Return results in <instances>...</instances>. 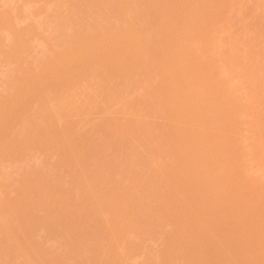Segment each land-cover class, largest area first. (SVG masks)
I'll return each mask as SVG.
<instances>
[{
  "label": "rangeland",
  "instance_id": "374dc122",
  "mask_svg": "<svg viewBox=\"0 0 264 264\" xmlns=\"http://www.w3.org/2000/svg\"><path fill=\"white\" fill-rule=\"evenodd\" d=\"M57 1H59V0H56V1L55 0H5V1L4 0H0V16H2V17L5 16V18H1V17L0 18L2 20L4 19L3 21L6 22L7 21L6 20V17L9 16V19L8 20L9 21L11 20L10 22L12 23L13 27L14 26L17 27V28L14 27L15 30H14V28H12L13 31H12V29H8V31L9 30L10 31L7 32V34L5 33L6 30H7V28H6L5 31L4 30H1V33H2L1 35L2 36H5V37L4 38L3 37H0V40H3L4 41L3 42L4 43V47H5L4 49H6L8 52L6 50H4V52L5 53L7 52V53L4 54V52H3L2 53L3 55H2L1 54L2 51H1V47H0V105H1L0 108L2 106L6 105L9 108H12V110H14V112L12 110H10V111H12V113H15V109L17 110V108H18L19 109V112L18 113H19V116L21 117V115L24 114L23 113L24 112L23 111L24 108L25 109L26 108L29 109L28 107H30L31 108V112H28V110L25 112V115H27V117H28L27 120L29 119V121H30L31 117L29 118V116H31L30 114H32V110H33L32 107H34L32 105H34L33 103H35V100H37V102H38L39 100H42V99H40V97L41 98H45V96L47 97V95H45V94H48V95L51 94L53 96V98L51 96H48V97H51V98H48V97L45 98V100H44L45 101V104H46V99H47V102H48L49 99H53L54 100V97H56V99H55L56 103L55 104L57 105V103H58V106L59 107H61V106L64 107V110H65V111L63 110L64 114L63 115H60L61 118H59V120H55L54 121L55 122V125H56V128L57 127L62 128L60 130L66 129L68 131V133L70 132V135L72 134L71 135L72 136L71 139L73 141L76 140L75 142L76 143H79V139L80 138L83 141H84V138L86 140L85 134L81 133L82 131L80 132V130L83 129V132H85L88 127H89L88 129H90L91 125H93L92 123L94 122L92 119L95 120V118H94L95 116H93V118L91 117L92 118L91 120L93 121L92 122L89 118L85 117V114L84 113H83L84 115L82 113H80L79 110H81L82 106L85 104L84 101H87L88 100L87 103L90 102L89 101L90 97L94 98L95 99L94 102H96V98L93 97L95 95L91 96V94H94L95 91H91V94H88V95H90V97L87 95L86 91L88 90L89 87L92 88L93 90L95 88V87L94 88L91 87L92 86V83H93V86H94V83H96V81H95L96 80L95 79L96 76H92V74H93L92 71H93L94 68L97 69L98 66L97 67L96 66L93 67L91 65L93 67V69H91L92 67H89V69H91L92 71L90 70L91 72L88 71L87 73H89V76H90V73H91V76L94 77V82L92 81V83L91 84L89 83L90 84L89 85L88 82L90 80L87 79L86 75L84 76L85 73H83V72L87 71L88 69L87 70H84L82 73L80 72L82 69H85V68H83L84 65L82 66L83 62H84V64L85 63L86 64L88 63L87 64V67L85 65V67L88 68V66H89V60L87 59L88 56L86 54H84V56L81 55L80 56L81 58H80L79 55H78V57L76 56L75 59L74 58L72 59V58H69V56L66 57L67 56L66 54H68L66 50H67V45L69 46L68 43H70V46L71 47L72 46L77 47V45H79V47H77V49H79V48L81 49L80 45H82V43H77V42H79L80 40H82L80 37H82L84 35L81 34V31H83V30L81 29V31H79L78 29H80V28H83L84 29V27H87L86 26L88 24V19L87 18H89L91 16L90 15L91 14V10L88 8V6H86L88 4L87 2H81V4L83 3V5H85V6L82 5L84 8L87 7L85 9V11L87 9H89L87 11V12L90 13L89 14V17H87V16H86V18H84L85 16L81 17L83 15V13H82L81 16H78V14H77L76 15L77 18L75 17L76 19H78V21L76 20L77 22L74 21L75 18L74 19H71V21L73 20L74 22H76V24H77V25H75L76 27L72 25L73 23H71V25L73 27L72 26H69L70 24L68 23V26L71 27L72 29L69 28V27L68 28L66 27V30L63 29L65 31H62V29H61L62 32H60L58 34V36H59L62 33H64V32L67 31L68 33H65V34H67L68 36H65V35L62 34L63 37L62 36L61 37L59 36L60 37L59 38V37L56 36V34H57L58 31L56 32V30L54 31L53 29H59V31H60V28H65V26L58 27L57 24L58 23H60V25H61V23L63 24V22H62V19L63 18L62 17H64V15L66 16V19H63V21H66L67 20V22H68V19L70 21V17L71 16H68L69 14L67 15V12L66 11L70 10L69 8H71V7L70 6H67V8H66L65 6H66V4H68L67 1L66 2H63V0H62L61 1V2H63L62 5H64V7L66 8V10H64L65 8L63 9L62 5L59 3L60 1L59 2H57ZM135 1H137V0H135ZM135 1L134 0H132V1H130V0H107V2H105L106 3L105 9H103V11H98V13H101L102 12L101 14H98V13H95L94 12L96 14L95 16H97V14H98L99 17H93V16H91L90 20L93 21L96 18V22H98V23L95 26H93L94 23H96V22L95 21H93V22L90 21L92 23V25H91V23H89L90 25L88 24V26H90L92 29L90 31H88L89 30L88 29L89 27L85 28V29H88V30H85L86 32L85 31L82 32L83 34H85L84 37H87V38L88 37H94V39H96L97 37H99L100 38L99 42L101 41L102 42V45L105 46V48H108L110 46V47L113 48V51H116V49H117L118 50V51H116L117 53H120L119 52L120 49H122V51H123L122 53H125L124 51L127 50V49H128L127 51H129L130 48L133 46V44H132L131 47L129 46L130 48L129 47L128 48H124L125 46L122 45V44L125 43V41H123V40H125V38L123 39L122 36H119L117 38L116 37L115 38H111L110 37L111 38L110 39L106 34L110 30L111 31H113V30L114 31H116V30L117 31L118 30L120 31L122 29L123 30L125 29L124 28V25L123 26L120 25L121 27H116L117 29H113V30H112V27L111 26L115 27L114 25H117V24L116 23L113 24V23L115 21H117L118 19H119V24H122L123 21H124L122 19V17H124V16L126 17V16L129 15L126 12L130 8H131L130 9V11H131V14H130L131 17L129 15L128 18H125L126 23H128V20L127 19L131 18L132 21H133L136 18V17L135 18H132V16L133 17H134V15L137 16L136 13H139L138 11H140L141 9L139 10V7H138L139 4H138V2L136 3ZM138 1H140V0H138ZM131 2H135L136 4H138L137 5V7H138L137 12L134 11V9H133V6L134 5H132ZM140 2H142V1H140ZM58 3H59V5L61 7L58 5ZM145 3H146V6H145L144 3H140L141 5L144 4L143 6H140L141 8L144 7V9H143V15L146 16V17L145 16L144 17L146 19L149 18V19H147L148 21H145L146 23H143L142 22L143 20L141 21L143 23V27H144V24H145L144 29L146 28V24H147V28L150 29V27H148V22H150L152 20V23H153L154 20H155V17H157V19L159 17H161V18H159V19H161V21H159V22H160V27L162 28L161 29V31H162L161 32L162 38L159 39V40L157 39V42H156L155 36L153 35V38H154V43L153 44L154 45H152V46H154L153 49H156V47L158 45H160V42H158V41H161L162 40L161 41V45L164 43V45H163V48L164 49L161 50L162 47L160 45L159 48H161V49L158 48L157 51L155 50L156 52H158L157 54H150L151 56L152 55L153 56L157 55V56H155V59L152 56V59L154 61L156 60V62H155L156 64L155 65H157V67H155L156 69L153 70V71L155 72V74L157 72V78H155L156 75L153 73V71L149 70V69H151V68H149L150 66L148 67V65L150 63H148V64L141 63L142 65L139 64V63L138 64L136 63L135 66H138L137 68L132 65L134 62H136L134 60H136L137 57H140L139 56V51L135 47L134 49L132 48L133 50L131 49V51L126 52V53H128V55L130 53L129 56L128 55L126 57L124 56V59H128V60H125V62H126V64H125L126 66L125 67H127V65L129 66V64H130V66L128 68H130L131 66H133V67H131L130 69H126V71H124V69H123L122 71L124 73H121V74H123V76L125 75L124 76L125 79H124V82H123V79L121 78L123 76L121 75L120 78H121L122 81H120V80L119 81L122 84H124L127 81V78L130 77L129 79H132L133 76H134V78L130 81V85H131V82H132V86H134V85L137 84L136 87H135V90H134V87H132V86H128L126 88H127V90H128V88H129V90L132 88L131 90H133V91H130L132 93L133 92H136V93H133L134 95L136 94V97L133 95L135 98L139 97V95L141 96V98L139 97L140 98L139 102L141 100L142 101L145 100V98H142V97H146L145 105L146 106H149V105L150 106H152V105L155 106V107L152 106V108H150V109L148 108L149 111L151 109H152L151 111H153V109H156L153 112L154 114L151 111H150L151 113L149 112L150 114L148 113L150 115L149 118H150L151 121L153 120L152 121L153 123H151V121L148 119V114H146V112H145V111H147V107H146V109H144V107H145L144 103L141 104V105H144V107L142 106L143 108L140 109V107H141L140 103L137 104L138 98L136 99L137 102L135 101L136 104H137V106H135L136 104L133 103L134 102L133 101L134 99H132L133 102H129V100L131 99L130 97H132V95L130 93L128 95L125 94V93H128L129 91L127 92L126 89L124 90V87L126 85H128L127 83L129 82V79H128V82L123 86V88H120V87H122L120 85V87H119L120 89L119 88L118 89L125 91V92H123L124 95L125 96L127 95L130 98V99H127L128 98L127 97L126 98L127 100H125V97H123L124 100H125V102L127 101L129 104H131V109L134 106L136 108L134 107L133 108L134 110L132 109V111L129 110L131 112H128V113L126 112V110L123 111L124 110L123 108H126L127 106H128L127 108H130L129 107L130 105L126 102L125 104H127V106H125L123 99L120 100L121 99L120 96L122 97V95H123V94H121V92L119 93L120 96H119L118 102L120 101V103L123 102V104H124V106L123 107L121 106V107L123 109L122 110L123 111V113H122L123 115L122 116H125V117H127L126 116V113L127 114H130L133 111L135 112V109H136V112L137 113L138 112L141 113L144 110L145 113L143 114V112H142V114H143V116L146 117V120L145 119H143V120H144V122L145 121L148 122V124L150 123L149 124L150 126L153 124L152 125L153 127L151 126L152 127L151 130L152 129L153 130L151 131V133L149 135L147 131H148V128H150V127L146 123V125L144 124V125H142L143 127H140V133H138L139 132L138 125H141L140 124L141 123L140 121H143L141 118H139L138 116H136L138 114L140 115V113H138V114L136 113L135 114L133 112L135 114V116L137 117V119L134 116V114H131V115H129V117L131 118V116H132V118L130 119L128 117L127 119H129V121H127V120H124L125 118L122 117L121 114L117 112V110L119 108H121V107H117V109H114L113 108V110L114 111L116 110V113H118V115L120 114V116L122 117V119L120 121L118 119H120L121 117L119 116L120 118H118V115L117 114H115L117 117L114 118L113 117L114 114L112 115L111 113H109L110 115H112V117H109L110 115L108 114L107 111L108 110H111L112 111V109H109L108 108V110H107V108L104 106L105 104H104V102H103L104 100L102 98H98L99 101L101 99V102H98V103L96 102L98 104L96 106H99V103H101L100 106H104L106 108L107 115H109V116L107 117V115H105L106 113H102L104 117L103 116L101 117V113L99 112L100 113V115H99L100 117L98 116L99 117L98 118L96 116L97 117V121L94 122L95 125H93V127H97L98 124H103V127H105V125H106V127L109 126L110 128H112L114 130L116 129V132L117 133L112 130L114 132V134H113L112 131H110V128L109 127L106 128L107 130L109 129V131L111 132V136H110L109 131H107V130L104 131L105 128L103 129V127L101 126V128L103 129V135H102L101 130H100L101 135L98 133L99 134L98 136L100 138H101V136L103 137L104 134H106V131H107L108 134H109V135L108 134L107 135L110 138L107 137V135H106V136H104V139H101V140H103V142L100 139L99 140L102 143L108 145V143H107L108 142V138L110 139L109 141H114L115 142V139L114 140H111L112 135L113 136L114 135L116 136L117 134L119 135L118 132L120 131L121 127L123 126L122 124L124 123V125H126L128 122L129 123L131 122V124H127L128 126L130 125L131 127H128L127 128L126 127L127 125L124 126L126 129L122 127L123 132H120V135H119V139L122 140V141H119V142L120 143L122 142V143L125 144V145L123 144L125 146V148H123L124 150L120 146V148L123 151H126V150H128V148H131V147L134 148L133 146H135V144L139 146L140 143L141 144H143V143L145 144L148 140H150V142H151V140L154 141L153 139H150V138L153 135L152 132L154 130L158 129V131H159V132L157 131L158 134L154 131L158 136H156V134H155L152 137V138L157 137L158 141L156 140V142H154V143L152 142V145H151L152 148H151V146L149 148H151L152 150L150 149V151H152L154 153L156 152V151H154V149L157 150L158 153L156 152L155 154H157V155L159 154V156L162 155L163 158L159 157L160 158L159 161L157 160L158 158L156 159V161H158L159 163L157 164L156 161H155V163L157 165H159V166H150L152 164L151 163L148 164L150 162L148 160H150L152 157L153 158L154 157L156 158V156L152 155V157H151V154L146 155V153L144 152L145 151L144 149H146L145 146L147 147V145L143 146L144 145L143 144L142 145L143 147L142 146H139V147L137 146L138 148H136V146H135V152H139L140 149L141 150L142 149L144 150V151H142V152H144L142 154H143V156L145 158L147 156L146 159L142 157V154H138L137 153V155H140V157L143 158V160L144 159L147 160V162H148V163H146L148 165L147 168L146 167L144 168V165H143L144 163L141 162L142 159L140 161L139 160L140 157H138L136 155V153H132L134 151V149H133V151H130L131 150L130 149V150H128L127 153L126 152L125 153L128 155L129 154V151H130L131 154H133L134 156L135 155L137 156V159H138V160L136 159L137 161L136 160L128 159V162H127V158H126L125 155H123V156H125V158L124 157H120L119 159H116L120 155V154L119 155L116 154L119 151H120V153L122 152L121 155L124 154V152L121 149L119 151H117L118 148H119V145H121V144H119V142L117 143V140L118 139H116V143L115 144H119V145H115L113 142L112 143L114 145H112L110 143L113 146V148H115V146H116L117 150L116 151H110V149H112V147L109 144V146L111 148H109V150L107 149V151H109L107 153V151L105 149V147L107 145L106 146H102L103 144H100V142L99 143L95 142L96 140L99 141L98 140L99 137L98 138H93L94 135H95L93 133H96V132H94V130H96V129H93L92 130L93 127H91V131H93V133H92L93 135L90 132H88L90 130H87L86 131V132H88L86 135L91 134L92 139H90L88 137L90 140H88V138H87V143L84 142V144H86V145H84V147L87 146V145L90 146V145H92V143H94V144L96 143V145L97 144H100V146L98 147V150L100 149V152L102 151L101 149H104L106 151V152L102 151V155L101 156H102L103 160L105 158V157H103V154H104V156L106 154V157H109L110 154H113V156L116 155L117 157H113L112 156L113 157L112 159L114 160V158H115V161L116 160L118 161V160H120L122 158L125 159L126 162H123V163L124 164L125 163H128L127 165L130 166L129 169H128L127 165H124L127 168L124 167L123 165H120L121 162L118 163L119 161L118 162H115V163H117L116 165H114L115 164L114 162H113V164L111 163V165H114L115 166V169L119 165H120V167L123 166L124 167L123 169L126 168L127 169L126 172H128V173L131 172L130 170L133 167V166H131V163H133V162L136 163L138 161H139V164L136 163V166L134 165L135 166V169L138 168L142 172L147 173V171L149 170V167H151L152 169L155 168V167L158 168V170L161 169L160 174H162V175L164 174V176H166L164 178V181H167L166 179H168V182H169V180H170L169 183H166V184H169L170 185V186L167 185L169 188L166 186V184H162L163 180H161V179H163V178H161V177H160L161 179L158 178L159 181L158 180H155V178H157V176H158L159 173L157 171V176L155 177L154 175L156 173L154 174V172L156 170L153 169V171H152L153 174L151 173V171H148V173H150L152 175V177H150V178L152 179L151 181H153V184H154L155 181H158V182H155V184L157 185V187L154 185L156 188L153 187L151 181H148V183L150 182V184H151V186H149V189H148V185L149 184H147V182H145V184H143L142 182H144V181H141L140 180L141 181L140 182L139 180H137V181L140 182V184H139L140 186L138 185V182H137V186H139L138 187L139 189H140V187H142L141 185H143V188H141V191L139 189L137 190V191H140L139 194L142 192V189H143V192H145V193L144 194L141 193V195H147L149 193V191H150L151 192V195L153 197L154 196H155V198H156V196H159L160 197V201L158 200V202H156L155 199L152 198L155 201V203H154V201H152V199L149 198V197H151L150 194H149L150 195L149 197H148V195L147 196H142L144 198L147 197V198H145L147 200L149 198L151 200V202H153L152 203V206H153V204H156V203L159 204V205L158 204L155 205L156 208L154 206H153L154 208L151 206L152 212H154L153 215L152 214L149 215V212H151V209L149 208L150 205H151L150 201H149V204H150L149 206H147L148 204L147 205L145 204V203H147V200H145V202L142 203V204H145V206L144 205H142V206L140 205L142 208H139L140 206L138 204L141 203V202H139V200H137L135 198V195H136L135 193H137V191L134 193V191H132V189H130L134 193L135 200H137V202H138L135 205H136V207L138 205V208H139V210L141 209V212L142 213L139 210L137 211L139 213L138 214L139 219H137L136 220L137 222H136V221H132V219L134 220V217H135V219L138 218V217L135 216L136 214H133L132 213V215H131L132 218L131 219L129 218L130 216L128 214H131V213H129V212H131L130 209H129L130 210L129 211L128 208L127 209L126 208L123 209L122 207H121L122 209L118 208V209H120V212L121 211L122 212H121V214L119 213L120 215L118 216L119 217V220H117V225L120 224L121 226L119 225L118 228H117V225L115 223L114 224L115 226L113 225L111 227L112 223H114V222L111 221L112 220V217H111L112 214L111 213L109 214V212L114 211L113 208L116 209V207H115L116 205H114L115 203L114 204L113 203L110 204L111 201H109L108 198H107V196H105V198H107V202L109 201L108 202L110 204L109 206H111L112 208L110 209V207L107 205L108 203L106 204L107 206H103V208L104 207L105 208L108 207L110 209V210L108 209L109 211L106 209V211H108V214L110 216L109 215L106 216V214H107L106 211H104V212H106V214L104 212H102L104 210L102 207H101L102 208V211H100L101 208L100 209L96 208V207H99V206H97V205H99V203L100 204L106 203V201H105L106 199L105 200L103 199L105 202L101 199L104 203L99 200L100 198H104V195L105 194L101 195L102 197L101 196H98V198L95 197L96 194H99V193L102 194V191H100L99 193H96V194L94 193L95 195L92 194V196H94V199H95L94 201L95 202L92 201L93 200V198H92L91 201L94 202V203H91V201H90V203H91L90 206L88 205L89 202H87L86 205H85V203L83 204V202H80V203H82L84 205L85 209L82 206V204H80V203L78 204L80 208L79 207H76L77 204L74 205V209L76 208L75 210H77L75 212L77 213L78 216L76 214H74L75 219L73 218V220H71L72 222L70 220H68V218L65 219L64 218L65 215H63V219H64L63 222H65V224H67L68 221H70L69 222L70 223L69 226H71V224L73 223V221L76 222V220H77L76 218L79 217V216L82 217V218L80 217L81 219L78 218L81 221L83 220L82 222L79 220L76 223L72 224V227H68L67 225H65L62 222L63 219L61 220V218H60V220H61L60 222L61 223L59 224L58 223L59 222L58 219H59L60 216H62V215H60V213H63V212H60L59 211V210H61V207L58 204H54V205L52 204L53 207H52V205H50V207L53 208V210H51L50 207L48 209L47 208L44 209L43 207L46 206L44 204L45 201L47 202V200H48V202H50L49 201V198H52L53 197L52 195L54 194V192L55 193L57 192V194H56L57 196L58 195L62 196L60 194L61 193L60 190H62V188H65L68 184H65L64 185L65 187H64V186L60 185V183L62 184L63 183L62 181H64V180H66V182L69 181L68 182L69 184L71 183L70 180H72L71 178H73L72 176H74V175H72L73 172H72V168L71 167H72V164L74 165V163L71 164V163H69V162L66 161V160H68V157L66 155H68V153L71 155L70 149L67 151V153H65V150H67V149H65L66 146H67V144H66V146H65V143L64 144H61L62 142H64L62 133H64V132L66 133L67 131H65V130L63 132L61 131L62 133L60 132V134H59L60 137H62V140H63V141L61 140V142L59 143V146H64L65 147L64 148V151H63L62 147H60L61 149L59 148L60 151H61V153L63 151V155H62V154H59V151L57 149L59 147V146H57L58 145L57 142L60 141V140L59 139L57 140L56 137H55L56 134H54V132L55 133H57V132L59 133V130L58 129H55L56 131H54L51 128H48V127H45V128L42 127L41 128V126H39V125H42V124L45 125L46 120L48 122L49 119H50V118L48 119L47 116L50 117V114L51 115L54 114L53 113L54 110L52 109L53 107L51 108L53 111L51 113L48 112L49 114L47 113V110H46V109H48V111H51V109H49V106L52 105L51 102H53V100L50 102V105H47L46 104L47 106L46 105L43 106L42 104H44V102H42V101L40 102L39 101V103L40 104L42 103V104L40 105L38 103L37 106H43V108L46 106L43 109V110H46V111H43L42 110V113L40 111L37 112V110L40 109V108H42V107H40V108L34 107L36 110L33 111L34 114H32V119H33V116L34 115H35L34 117L37 116L36 118L39 119L40 118L39 117L40 116L39 114L41 113L43 115V113L45 112L47 116L45 117V115H43L41 117H44V118H47V119L44 120V119L40 118V119H42L45 122L42 123V122H40L41 121L40 120V121H38V122H40V124H39V123L35 122L37 119L34 118L35 120H32L31 119L32 122L30 121V123H29L25 119L24 120H20V119H23V117H21L20 119L18 117L17 118L20 121H24V124H25V126L27 128L31 124H32L31 126H33V122H35L34 123L35 126L38 124L37 126H39L40 128H38V127H36V128L41 129L40 131H42V133H44V137L45 136L47 137L48 133L49 132H52L55 135L53 139L57 140V142L55 141L57 144L54 142V140H52L53 142H51V138L52 137L49 138L50 141H48V142L46 140L48 138L45 137L46 138L45 141L48 143V145L51 144L50 146H53V147L55 145L57 148H54V150H53V147H50V146L46 145L43 142L44 140L42 142L45 144V146H48L49 149L52 148L50 150L51 151V154H52L53 151H55V149H56V151H58V153L54 152L57 155L53 154L54 156L52 155V156H48L47 157L46 155H49L50 154L49 153L50 151H49V149H47L44 146V149L45 148L47 149V150H45L46 152H44V149L42 150L43 145H44L43 144V145H41V151L40 150H38V151H40L41 154L42 153L43 154L45 153V155L42 154V156H40V152H38L36 154V156H34L35 153L37 152V150H35V149H38L37 148L38 145L37 144L35 145V143L33 141L31 142V140H33V138L35 137L34 138L35 139L34 141L37 142L38 140L36 139V137H39V135L37 136L38 133L36 135L34 134V136L31 135V134H33V132L35 133V130L37 131V129L34 128L35 126H33V128L35 130L32 129L31 126H30L29 128H31L33 131H31L28 128L30 130V132H27L28 130L26 131V127L23 125V123L22 122L20 123L19 121H16V123L19 122V127L17 126L18 124L15 125V126H17L16 127L17 129L16 130H18V131L20 130V132H21L22 131L21 130L22 128L20 129V126L23 125V131L22 132H25L24 135H27V136L24 137L23 136V133H22L21 137H24L25 138L22 141H25L26 140L28 142L26 144H24V142L23 143H21L20 141H19L20 143L18 142V140H20L21 137H18L19 135H17V134H19L20 132L17 131V133H16V131L14 130V132H15L16 135L15 134L14 135L13 134H10L9 135L8 132L10 133L11 132L10 130H12V128L9 131H8V129H7V131H4V130L2 131V129H1V132H0L1 133L0 134L1 135V137H0V151H1V153L0 154L4 158V159H2V157L0 155V158H1L0 159V192H1V194H3V197H1V198L3 199V201H4V198H6L9 201L12 199L11 200V203H12V201H14L15 198L22 197V196L24 197L26 195V193H28L29 190H31L32 185L35 184V183L32 184V181L35 178H36L35 179V181H36L37 178L39 177V176L38 177H35L34 176L35 175V171H37V170L41 172L40 173L41 175H40L39 172L37 171V173L40 175L39 179L42 178V173H43V175L48 176V180H52V178L53 177L55 178V176L58 175L59 173L61 175L59 174L58 175V178H59V176L62 177L63 175H65L64 173L67 174L68 171L69 172L71 171V175H72L71 178H70V175L68 174L70 179L69 178L68 179L67 178L65 179L64 176H63L64 179L57 181L58 183L55 180V179H57V176H56V178L54 179L55 180V184H57V187L60 185L62 188H60V190H59V187L60 186L58 188H56L60 193L58 191H52L51 192V194L53 193L51 195L52 197L49 194L50 193L49 191H51V186L49 185L51 181H48L47 179L44 180L45 179V176L43 177L44 179L42 178L43 179V182L40 181L42 184L45 183V182H46L45 184H48L49 183L48 184V187L44 184L45 187H46V190H47V188L50 189V190L48 189L49 190L48 191L49 192L48 193L49 195L48 194L47 195H44L46 193L45 190H44L45 193L44 192H41L43 189H45V187H42L44 185H42V184H40L38 182L39 179L36 182V185L37 186H39V184H40V187H39L40 189H38L39 193L40 194L41 193H44L42 195L45 196L44 198H42L43 196L41 197L43 200H41L39 198L38 201H41V202L43 201L44 202L43 204L45 206H43L42 203H41L40 204V207H42V209H41V208H39V206H37V204L39 205L40 202L37 203L35 201L37 203L36 204L34 202L36 205L32 203L33 210L35 209L34 207L36 206V210L33 212V215L34 214H37V215L34 216V219L36 218L35 220L38 221V219H39L38 217H41L42 216V218L39 219V221H42V223H44V222H46V223L42 224L41 222L38 221L39 226H40V223H41L42 224V227L45 226V225L48 227L47 224L51 225V222H52V225L49 226L47 229H46V227H43L44 229H42V227H40L39 228L40 232H39V230H35L34 231L33 230V229H35L34 227L36 225H38V223L36 221H34V223L36 222V224H34V226H32L33 229L31 227V229L34 231L33 233H32V230H30V229L19 230L17 232L23 231V233H24V231H25V233L23 235H25L24 237H26V238H28L29 235H31V233L34 234L35 236L38 234L36 237H38L37 239H39L38 240L39 242L37 241V243L40 244V242H41L40 246H42L43 242H45L44 243V248H46V247L47 248L48 247L50 248L49 245L54 246V244L52 245V243H54V241H56L55 239H59L60 240V239L64 238L65 236H67V235H64L63 234L64 231H66V229H68V228L69 229L70 228H73V226L76 224L74 227L77 228V229L75 230L73 228L74 231H76L75 234H73L74 231L73 232L71 231L73 229H70V230L68 229L69 231L67 230L65 232V233L69 232L68 235H70L72 233L70 235L71 237L68 236V237H70V239L67 238L66 241L69 242L71 240L70 241V244L74 243L75 241L76 242L74 243L75 246L72 245V247H71V245H70V247H68V245H66L68 248L67 247L64 248V246H65V245L63 246L64 241L62 240L63 243H59V241H57L56 243H59L61 245H59V244L56 245L55 244L54 247L56 248V246H60V247L63 246L64 249L62 250V247L61 248L60 247L56 248L57 251H59L61 249V251H60L61 254L56 253L57 251L54 249L55 250L54 251L55 252L54 254H56V256L54 254H53L54 255L53 256L51 252H49V253L46 252L47 254H45V250L46 251L47 250L49 251V250H51L52 247L50 249L49 248L48 249H44V248H41L39 246V244H34L36 242V240H35L36 238L35 239H32L33 237H35L34 235H31L30 237H32V238L31 239L28 238L30 240V241L29 240L28 241L30 242L29 244H31V242L33 240L32 245L34 244L35 246H37V249L38 250L37 249L36 250L34 249L35 251L33 250L35 253L31 249L33 247L36 248L35 246H33V247L31 246L28 249L26 248L27 249L26 251H24L25 248H23V246L21 248V246L19 245V247H20L21 251H23V252H27L28 254L31 253V252L34 253V256L35 257L32 255V257H31L32 259L31 258L30 259L33 260L35 258V261H37V262L39 261V260H36L38 258L37 255H39L38 253H40L41 251H43L42 252L43 253V256H40L39 255L40 258L41 257H44L45 255H49V257L45 256L43 259L45 260V258H50L51 260L54 259V261H58V259L56 260L55 257L58 258V255L59 256L61 255V257L63 255V257H64L65 256L64 254H67L68 255L70 253L69 252L70 249L73 250V251L78 250V248H75V247L79 243H81V245H83L85 243L84 246L89 247L88 249L90 250L91 254L93 252H95V250L97 251L99 249V248L97 249V247H95V250L92 252V250L94 248H92L91 246L101 247L100 250H99L100 253L103 250V248H102V246H103L106 249L104 251H107L108 252L106 246L100 245L102 241L99 242V239H97V237L96 238L94 237V238L100 244L97 242V245L95 243H93L94 245H91V242H93V240L96 242V240L92 236H94V235L97 236L96 234H98V232L101 231V229H100V230H97L98 232H96L95 229L93 230V228H96V226L98 225V223H100L98 225L99 227L96 228V229H99L102 225H104V224H101V223H103V222L106 223L105 220L102 222V220L104 219V217L103 218L101 217L102 215H105V218L106 219H107L108 216L110 218L109 224L107 222V224L103 226V228L105 226H109L111 228V229L108 228V232L109 231L111 232L113 228H115V229L113 230V233L111 232V234H114V231L116 232V230L119 229V228H120L119 230H122V226H123L122 225V222H123V223H125V226L128 225L127 226V229L129 228L128 229L129 230V234L126 236V233H128V231H125V226H123V230L124 231L122 230V231H120L121 233L120 232H117L116 233L117 234L116 236L118 238H116L115 236H114V238H112L113 235L110 236V234L107 233V231L100 232L101 235H100V237L98 236V238H100V240L104 236H106V238L111 237L112 238V241H111V239L108 240V241H111L112 243H115L114 245L117 246V247H115L113 249L114 245L109 242L110 244H112L110 246L112 250L110 252H108V253H110L111 256H112V254L114 255V253H118V255L116 254L115 257L114 256L111 257L108 254L107 261L104 260L102 254H99V256L102 255V257H101L102 261L103 262L105 261V263H103V264H109L108 262H110V264H111V262H112V264H114V260L116 262L115 264H122V263L124 264V262H125V264H162V262H166V261L167 262L164 263V264H168V263L169 264H264V0H161L160 2H157V4H155V5H151L148 2H145ZM81 4L78 5V9L81 8L80 7ZM113 4L114 5L117 4V5H115V10L112 9V7H114ZM163 4H166V5H164L165 8H164V6H162ZM154 6H155V8H154ZM57 8L59 10H60V8H62V10L65 11L66 13L63 12L62 10H60V12L62 11V13H64L63 16H61L62 14H59L60 12L58 13ZM82 8L80 9L81 11L84 10V9L82 10ZM168 8H171V9L173 8L175 10V12H173L174 14L173 13L172 14L171 13L170 14H167V12H169ZM109 9H110L111 12L109 11ZM126 9H127V11H126ZM158 9L161 10V11L162 10H164V11L161 12V11H158ZM112 10H114V11H112ZM124 10L126 11L125 13H124ZM79 11L77 13L81 14V11L80 12ZM85 11H83V12H85ZM95 11H97V10H95ZM122 11L124 13V16H123V13H121ZM154 11H155V13H154ZM141 12H142V10H141ZM141 12L139 14H141ZM158 12H160L161 14L158 13ZM69 13L70 14L72 13V9H71V12L69 11ZM120 13L122 14V17H120V15H121ZM86 15H88V14H86ZM151 15L155 16V17H153L154 19L152 18ZM119 17L121 18V20H123L122 23H121ZM142 17L143 16L140 17V15H139L138 18H142ZM150 18H152V19H150ZM86 19H87V23H86ZM2 20L0 21V28L1 29H3L2 28L3 26L1 25V22H3ZM14 20H15V23H14ZM136 20L137 19H135V22L136 23H138V22L140 23V20L139 21H136ZM49 21L52 22V23H54L55 25L52 24V23L50 24ZM108 21L110 23L109 24L110 26L107 23ZM129 21H131V20L129 19ZM45 23H47V26L45 25ZM48 23L50 24L49 26H48ZM84 23H86V24H84ZM132 23L135 24L134 21ZM64 24H66V26H67V23L66 22H64ZM98 24L101 25V26H103V28L101 26L98 27ZM138 24H137V26H138ZM52 25L57 26V27L56 28H53ZM31 26H32V28H30ZM51 26H52V28H51ZM33 27H34L35 30H33ZM48 27H50L51 30ZM76 28H77V31L78 32L75 33L74 30H76ZM136 28H138V27H136ZM147 28H146V30L149 31ZM140 29L141 28L139 27L138 30H140ZM154 29H155V26L153 25V28L151 29V32L152 33H154ZM16 30L17 31L19 30V31L17 32ZM21 30H23V31H21ZM27 30H29L28 31V34H27ZM30 30L33 31L34 33L33 32L31 33ZM11 31H12V33H16L17 32V34L20 33V31L22 32V34L21 33L19 34L18 40L19 39L20 40L23 39L22 36H23V32H24V36H23L24 39L23 40L25 41L27 39V42L28 43L25 41L26 42L25 43V46H27L26 49L24 48V46L21 47V48H24V49H21V51L22 50H24V51L26 50V52H24L23 55L21 56L23 59L21 57H19V55L23 51L20 52L19 51L20 48L18 49V47L17 48H14L16 46H15V44H13V42L15 40L14 37H16V35L13 34L14 37L11 34L9 35L8 33H11ZM25 31H26V33H25ZM142 31L144 32V30H142ZM54 32H55V34H53ZM138 32H141V31H138ZM143 32H141V33H143ZM25 34H27L28 36L30 35L29 37L26 36L29 39L28 38H25ZM20 35H21V37H20ZM76 36L77 37L79 36L78 39H80V40H78ZM66 37H70L71 39H74V40L76 39L75 41L74 40L73 41L71 40L72 43L73 44L75 43L76 46L73 45V44L71 45V41L69 40V38H66ZM74 37H76V38H74ZM61 38H64V39L61 40ZM65 38L68 39L67 42L68 41H70V42L66 43ZM49 39H50V41H49ZM55 39H57V40L59 39L58 41L61 42V43H59L60 45L58 44L59 46L57 45V43H53L51 45L52 42H55V41L58 42ZM16 41H17V39H16ZM122 41H123V43L121 44ZM152 42H153V39H152ZM0 43H1V46H2L3 43L1 41H0ZM55 44L57 45V47H56ZM135 45H137V44H134V46ZM106 46H108V47H106ZM122 46H124V47H122ZM137 47H138V45H137ZM13 48H14V50L18 49V52H20V53H18L17 56L19 58H21L22 60L18 59V57L14 55L15 53L13 54V52H16L17 51V50L16 51H13L12 50ZM74 49H76V48H74ZM158 50L159 51L161 50V53ZM155 51H154V53H156ZM116 52H114V53H116ZM10 53L12 54L13 59H12V57H10V58L8 57V56L11 55ZM135 53L136 54L138 53L137 54V57L134 56V55H136ZM159 53H160V55H159ZM5 55H7V56H5ZM70 56H72V55H70ZM111 56H112V54H111ZM111 56H109V57H111ZM133 56L136 59H134L133 60L134 62L131 63L132 60H129V58L130 59H133L134 58ZM151 56L148 55V60H146L147 58H145V60H146L145 63L149 61V57H150V60H151ZM72 57H75V56H72ZM162 57H163V59H162ZM14 58L15 59L17 58L16 59L17 62H15V63H14V61H16V60H14ZM43 58L46 61H42ZM81 59H82V61H80ZM84 59H87L88 61L85 60L86 61L85 62ZM73 60H75V61L73 62ZM153 60H151L152 63H153ZM21 61H23V62H21ZM129 61H131V62H129ZM72 62L74 64H71ZM17 63L18 64L20 63L21 65H18ZM30 63L32 64V68H30V65H31ZM75 63H77V66H78V68H76V69L74 68V66L77 67L75 65ZM16 64H17L18 68L20 67L21 70L24 67L25 73L27 72L28 76H30V78H31L30 80H28V82L32 80L31 81V84H30V82L29 83L28 82L25 83L27 81V79H29V78H27L28 76L26 74H24V71L23 70H22L23 76H22V73H19V72H21V70H18L17 67H16V69L18 70V72L16 71V69L14 68L16 66ZM22 64L24 65L23 67H21ZM25 66H26V68H25ZM27 66L30 69H28ZM69 66L70 67L72 66V68H73L72 70L73 71H70L71 69H69ZM81 66H82V69L80 70L79 67L81 68ZM145 66H147L149 68L148 71H147V68H145ZM98 68H99V69H97L98 71H95V72H99L100 69H103V67H101V66L98 67ZM132 68H133L134 72H133V70H131ZM135 68L137 69V74L139 72L138 75L135 72V70H136ZM12 69H13V71H12ZM14 70L16 71L15 72L16 75L14 73ZM75 70H76V74L78 72H79L78 74H80V73L83 74V75L80 74L81 75L80 76L81 78L83 76L86 77V79L82 78V80L84 79L83 82L88 80L87 83H86V85H89V86H87L86 89H85V86L86 85H84V87H83V84L84 83L79 80L80 78H79L78 74L75 75L76 77L74 76ZM106 70L107 69H105V71H104L105 73L104 72L103 73L106 74V76H108L107 73H106ZM145 70H146V75L149 73V71L151 73H153V76H152V77H154L153 78L154 79L153 81H151V78L152 77L151 78L149 77L150 78V80H149L148 77L144 76ZM108 71H110V70L108 69ZM28 72H30V74ZM70 72H73V75L71 73V76H69V73ZM95 72H94L93 75H95ZM126 72H127V74H125ZM66 73H68V74H66ZM131 73H134V74H131ZM12 74L16 78L18 77L17 78V81H15V79H14L15 77H13ZM31 74L33 75V77H31L32 76ZM100 74H102V72ZM104 74H102V75H103V77L106 78V76H104ZM128 74L129 75H133L132 78ZM25 75H26V78L24 79ZM62 75H63V77L65 76V78L64 79L62 78V79H59V80L62 81L60 83H62L63 85L65 84V82L66 83L69 82L68 78H70L71 80H74L73 82H75V83H77L76 81H77V78H78L79 83H83L82 85L77 83L78 85L81 86V96H82V94H85L86 93L82 97L85 98L84 96L87 95L86 97H88L89 99H87V98H86L87 100L86 99L85 100L84 99H82V100L81 99H78L79 97L82 98L80 96V92H79L80 90L78 91L76 89L78 87H75V89L71 88L72 87V85L70 84L71 81L68 83L70 86L68 84H66L64 86L62 85L63 87L58 82L57 83L58 85L55 88L61 89V88H58V87H62L63 90L61 91V93H59L60 90L57 91V89H56V92H54L53 89L55 90L54 86H56V85H54V82L55 81H59L58 79L55 80L56 79L55 77L60 78V77H62ZM150 75H152V74H150ZM135 76L136 77L137 76L141 77V80L143 79V76H144V78H147L149 80V83L148 84H150V85H148L146 83V82H148L146 79H144V81L146 80L145 83L149 87L151 86L153 88V90H155L154 88H156L158 90V91L155 90L157 92V94L155 93V91H152L155 95L152 92H150L151 90L149 91V89H148L149 87L147 88V85L146 84L144 85L142 83L143 80L141 82L139 77H138V79H136V81L139 80L140 83H142V84H139V81H138V83L134 84L136 82V81L134 82V79L136 78ZM11 77L14 79V81H12L13 79ZM92 77H90L91 80H93ZM97 77H99V76L97 75ZM21 78H23L22 81H21ZM108 78H109V76H108ZM108 78H107V80H108ZM66 79L68 81H64ZM98 79L100 80V82H102L101 81L102 78L100 79V77H99ZM10 80L12 82H10ZM24 80H26V81L24 82ZM108 81L110 83V80H108ZM108 81H105L106 82L105 84H108L107 83ZM112 81L113 80L111 79V83H112ZM117 81L118 80H116V84H117ZM17 82H18L19 87L17 85V88H16L15 85H16ZM73 82H71V83H73ZM100 82H98V83H100ZM120 82H118V84H117L118 86H119V84H121ZM14 83H15V85H14ZM111 83H110V86H112ZM162 83H165V84L161 85ZM11 84H12V86L10 87L11 88L10 89L9 88V85H11ZM112 84L115 85V81ZM99 85L102 86V84H99ZM97 86H98V84H97ZM108 86H109V84H108ZM12 87H15L17 90L16 89L13 90ZM73 87H74V84H73ZM82 87L84 88V90H86L83 93H82V91H83L82 90L83 89ZM99 87L98 88L96 87L97 90L96 89L95 90L98 91V89H99V92H101V91H104L105 92V90H106L105 87L106 86H103L104 88L102 87L103 88L102 90ZM90 88H89L88 91L91 90ZM77 91L79 92L78 93V97H76L77 96L76 95L77 94L76 93ZM99 92H97V93H99ZM38 93L40 95H42V96L38 95L39 98L36 96ZM101 93H100V96H102ZM105 94H104V96H105ZM149 94H151V95L153 94L154 97H151V95H149ZM97 95L99 96V94H97ZM129 95H131V96H129ZM146 95H148V97L150 96V98L148 99V97ZM34 98H38V99H35L34 100ZM98 99H97V101H98ZM106 99H105V102L107 104H109L108 106H112L113 107V104L107 102L108 99L107 100ZM78 100H80L81 103L83 102L84 104L82 103L83 105L82 104L80 105L79 104L80 102ZM75 101H77L78 104H79V106L81 107L80 108L78 106L79 109L76 108V112L78 111L77 113H80L82 115V117L80 116V119L81 118H84V121H85L86 118H87V120L88 119L90 120V123L91 124H89V120H88V124H87V126L89 125L88 127L86 126V124L82 125L83 119H82L81 122L80 121L76 122L77 121L76 120L77 117L74 120L73 115H75V114H73V113H75V109H74L73 113H71L72 112L71 109H73V108L71 106V109H70V105L71 104L73 106H74V104L76 105L77 102L75 103ZM91 101H92V99H91ZM146 101L148 103H146ZM94 102H90L88 105L91 104V107H92V105H93ZM116 102H117V99H116ZM87 103L84 105L85 108L90 107V106L87 105ZM102 103L104 105H102ZM147 104H149V105H147ZM86 105H87V107H86ZM120 105L121 104H119L118 106H120ZM138 105H140V106H138ZM100 106L98 107L99 110L100 111L101 110H104ZM4 107H3V112L7 111V110L4 109ZM8 107H5V108L7 109ZM19 107H21L22 109L20 110ZM59 107H57V108H59ZM137 107H138V110L140 109L142 111H138L137 110ZM57 108L55 109V111L58 114V112L60 113L61 109L59 108V111H58ZM111 111H109V112H111ZM122 111L119 110V112H122ZM20 112H22V113L20 114ZM27 112H28L29 116H28ZM35 112H36V114H35ZM81 112H82V110H81ZM103 112H105V110ZM124 112H126V113H124ZM8 113L10 114L9 110L5 114L6 115V118H8L7 117V115H9ZM37 113H38L39 116L37 115ZM56 113H55L54 117L57 115ZM16 114L14 115V117L15 116H18V114L17 115ZM61 114H62V112H61ZM71 114H73V115L71 116ZM80 114H77L76 116H78ZM12 116H13V114L11 115V117H9V119L10 118L11 119L13 118V120L16 119V118H14ZM57 116H59V114ZM70 116L75 121L72 124L73 126L69 125V123H68V122L71 121ZM133 116H134V120L136 119L135 121L136 122L137 121L139 122V124H138V122L137 123L135 122L136 125H134V126H132L133 125V123H132L133 122L132 121ZM143 116H142V118H145ZM51 118H53V117H51ZM78 119H79V117H78ZM13 120H11V121H12V124L14 126L15 121H13ZM53 120H54V118H53ZM53 120L50 119L52 125L54 124L53 123ZM11 121L8 122V120H7V122L10 123L9 124L10 127H12ZM84 121H83V123H86L87 122V121H85V122ZM98 121L101 122V123H99ZM122 121H123V123H122ZM3 122H4V125H5V122L6 121H4V118H3ZM120 122H121V124H119ZM125 122H126V124H125ZM76 123H79L78 124L79 126L82 125L83 128L80 127L81 129L79 130V128H77L79 126ZM104 123H106V124H104ZM46 124H50V123H46ZM75 124H76L77 127L74 126ZM142 124H143V122H142ZM50 125H46V126H50ZM84 126H86L87 128H84ZM145 126H148V127L146 128ZM24 127H25V129H24ZM51 127L54 128L53 126H51ZM133 127H134V129H133ZM43 128L46 131H43ZM97 128L100 129V125ZM142 128H143V130H142L143 133L141 132V129ZM145 128L147 130L146 133H144V131H145L144 129ZM181 128H184V129H181ZM49 129H51V131ZM99 129H97V130L99 131ZM177 129L180 131L179 132L181 134L180 137L183 136L184 138L182 137V138H179V140H178L177 136H179V134H177V131H178ZM187 129H189V130L187 131ZM77 130H78V132H75ZM137 130H138V132H137ZM181 130H182V132H181ZM184 130L186 131V133L184 132ZM162 131L163 132H166V135H168L170 137H173L174 136V138L175 137L177 138V139L175 138L177 140L175 142H178L177 144L175 142H173L174 139H172V140H171V138L169 139V143L171 144V142H173L171 146L172 147L174 146L176 148V150H175V148H172L170 145H168L169 144L168 143V138L166 137L165 133H162ZM5 132H7V133H5ZM183 132L185 133V135L188 133L186 135V137L184 136ZM193 132L194 133L197 132V133L192 135ZM45 133L47 135H45ZM58 133H57V135H58ZM80 133H81V135H80ZM121 133H123V136H121L122 135ZM2 134H6V135H2ZM7 134L9 136H11V135L17 136V138L16 137L15 138H12L13 136H11V139L6 138ZM66 134H64V137L67 138L68 136H70V135H67L66 136ZM73 134H76V136H77L75 139H73ZM82 134H83V137H81ZM146 134L149 137L148 136H145ZM175 134H176V136H175ZM190 134L192 135V137H190ZM49 135L52 136L50 133H49ZM59 135H58V137H59ZM159 135L162 136V137H160ZM194 135L196 136V138H198V136H200V139H202L203 141L206 140V142L208 144V148L210 150H212V148H213V150L211 152H209L206 148L204 149V146L202 144H200V143H199V147L197 145L195 148H193L192 146H195L196 145V144H193L194 141L195 142H199V140H200L198 138L199 140L197 139V141H196L195 140L196 138H194L195 137ZM78 136H80V138H78ZM96 136L97 135H95V137ZM120 137L121 138L124 137L123 138V139H125L124 142H123V139H121ZM142 137H144V139H142ZM145 137L146 138L148 137L149 139L147 138V140L145 141V139H146ZM187 137H189L190 139L187 138ZM115 138H117V136ZM140 138H141V140H140ZM7 139L9 141H7ZM28 139H30L29 141L31 143L28 141ZM71 139L69 137H68V139H65L66 140V143H70V142H67V140L69 141ZM112 139H113V137H112ZM138 139L141 142H139ZM154 139H156V138H154ZM142 140H144V141H142ZM12 141H14L13 144H15V143L16 144L19 143L21 145L23 144V146H21V147H24V145H25L24 148H27V146L29 144H32V145L34 144L36 146V148H34V146H30L32 148L29 149V146H28V149L29 150H32L34 148V150L36 151L35 152L33 150V151H30L29 152V154L33 152L32 154H30V156L32 155V157H31L32 159L29 157V154H27V157H29L28 159L25 158V157L23 158V156L26 155L25 152H27L28 150H26L25 152H23V155L21 157V154H22V151H23L24 148H21L22 151H17L16 152V150L18 149V147L16 148V150H14L13 147H15L16 145L13 146L11 144ZM89 141H90V143H88ZM105 141H106V143H105ZM128 141H129V144H131V145L129 146V144H128L127 146H129V147H126V143H128ZM130 141H133V142L130 143ZM136 141L139 142V144H137ZM5 142H6L7 145H8V143H10V145L5 146V144H4ZM49 142H51V143L49 144ZM132 143L133 144L135 143V144L132 145ZM94 144H93L94 147L92 148V150H91V146L89 147L90 149L89 148L88 149L90 150V152L92 151L91 152L92 155L94 154V156H95L94 151L95 150L98 151V150L95 149L97 147H95L96 145H94ZM147 144H149V143L147 142ZM9 146H11V148H13V151H15L14 154L15 153L19 154L18 152H21L20 153V156L19 155H10L9 153H11V151H10L11 148ZM101 146H102V148H101ZM109 146H107V148ZM180 146H181V148L184 147V149L181 150V152H178V150L180 151V149H181V148H178ZM87 147H85V148H87ZM185 148L187 150L189 148L195 149V150H193L194 152L193 151L191 152V150L189 149V151L191 152V154L194 153L193 155L195 157L191 155L194 158H192V157L190 158V156H189L190 153L187 152V151H184ZM115 149H113V150H115ZM172 149L175 150L176 153L178 152L182 156H184V152H187L188 155L186 153L185 160H187L186 157H189L188 160L189 159L190 160L189 161L188 160L185 161L184 159H182L184 157H182V156L181 157H178V156H180V155H178V153H177L178 156H176V154L172 152ZM203 149H204V151H203ZM167 151H169V152L166 153V154H169L170 153L169 155H171V153H172L171 157L175 155L174 156L175 158H173L172 161H169L172 158H169L170 156L168 155L166 157H168L169 160L167 158L166 159L169 162H165L166 160H165V157L164 156L166 154L163 155V153L164 152H167ZM205 151L206 152L208 151V153H204ZM146 152L149 153V151H147V150H146ZM3 154L5 156L6 155L7 156L9 155L10 160H9V158L7 159ZM38 154H39L40 158H39ZM64 154H65V156H66L67 159H65V157L63 159ZM80 154L79 155L76 154V155H78V158L80 157L79 160L76 159L77 160L76 162L78 163L80 161L81 163L79 162L78 164L79 165L80 164L82 165L83 164L82 160L85 163H86V161L83 159L84 158V156H82L83 154L82 153H80ZM131 154H130V156L133 157V155H131ZM61 155H62V157H61ZM13 156H16V158L14 159ZM33 156H34V158H33ZM71 156H72L71 158H74L75 157L74 154L71 155ZM85 156H87V155H85ZM89 156H90V154H89ZM89 156H87V157L89 158ZM136 156H135V158H136ZM148 156L151 157V158L148 159ZM19 157H21L22 159H25V160H21V159L19 160ZM61 158L65 162H67V163L70 164V165H68V164L65 163L67 166H69V168H71L70 170L68 168V171H67L65 164H64L65 167H62L63 166L62 165L63 164V161H61L62 162V164H61L60 163V159ZM76 158H77V156H76ZM102 158L100 159V161L102 160ZM155 158L152 159V160L154 161ZM11 159H12V161L14 160L16 162L13 163L11 161ZM44 160L46 162H42ZM69 160L71 162H73V159H69ZM90 160H93V158L91 157L88 160L91 163ZM109 160L110 159H108V161ZM152 160H151V162H153ZM9 161H11V162H9ZM36 161L38 162L37 163L38 165H36V164L34 165V162L36 163ZM94 161H97V160L95 159ZM98 161H97V163H98ZM105 161H101L99 163L100 164V168L103 165H104V168H106L105 166L107 165L108 161L107 160H105ZM190 161H191V163L193 165H190ZM76 162H75V165H74L73 168L76 167V165H77ZM188 162H189V165L192 166V169L190 168V166H189V169H188V165H187ZM25 163H26V166L27 165L28 166H31L32 167L31 169H33V167H34V170H33L34 171L33 172L34 175H33L32 171H29V174H27L28 173L27 170H28V168L30 170V167L26 168L27 169L26 170L27 172H26L25 171V167H24L25 166ZM129 163H130V165H129ZM140 163H143L142 164L143 167L141 165V167L143 169L139 168L140 167ZM99 164H97V166H99ZM79 165H77L78 170H81V169L82 170L79 171L78 174H80V172H83L85 170V172H86L84 174L85 176L87 174V177H89V179H91V176H92V180H90V183L96 182L98 184H101V182H102L101 180L98 179L99 180L98 181V180H96L94 178V177H97L98 178V176H99V175L95 174L96 172L99 173V174L100 173L105 174V176H107V178L110 179V180H113V179H116L117 180L118 177L123 176V175L125 177L128 174V173L125 172L126 169L125 170L120 169V171L122 172V175H118L119 173L116 172L117 170H115L114 167L112 168V166L109 165V163H108V165H107L108 168L110 166L112 168V171L108 175L106 173L109 172V171H107L109 169H105L107 171V172H105L104 168L102 167L103 171L105 172L104 173V172H102V169H101V171L99 169V172H98V170H97L98 168L97 167H96V169H93L92 167H90V169L92 168L93 171L94 170L95 171L97 170V171L95 173H93V171L91 170L90 176H89L88 175L89 173H87L86 169H88V171L90 169L87 168V166L84 167V166H81V165L79 166ZM147 165H145V166H147ZM153 165H154V162H153ZM36 166H38V169H35V168H37ZM89 166H90V164H89ZM93 166H96V164L93 165ZM20 167L21 168L24 167V168H22V171H24V173H26V175H27V176H25L23 178L24 179L28 178L29 180L31 179L32 180V181L30 180L31 183L28 181V179H26L28 182L25 180L26 183H23L21 181L23 179L22 176H24V173L22 174V171H21ZM77 167H76V169H77ZM79 167H81V169H79ZM83 167L86 168V169H83ZM119 168H117V169H119ZM184 169H185V171H184ZM186 169H188L187 172H186ZM194 169L197 170V172H198V174H199L200 177L198 176V174H196V170L194 171ZM18 170H20L21 173ZM58 170H60V172ZM139 170H136L137 171L136 175H138V172L140 174H143V177L141 179L146 178V177H144V175L145 176L147 175V177L150 175V174L148 175V174L142 173ZM189 170H191L192 173H193V171L195 172V173H193L194 175L191 173L192 174V177L193 176L195 177V174L198 177H195L193 179L191 176H187L189 178L186 177L188 180L187 179L185 180L186 173H190ZM162 171H163V173H162ZM182 171H184L185 173H183ZM16 172H19L22 176L19 175ZM30 172H31L32 176L35 177L34 179H32V177L29 176L30 175ZM118 172H119V170H118ZM116 173H117L118 176L116 175ZM132 173H134V171ZM132 173H130V176L127 175L128 178H130L131 176H133ZM81 174H83V173H81ZM180 174H182V175L184 174V176H183L184 178H182L181 177L182 175L180 176ZM68 175H66V177ZM169 175H170V177H169ZM187 175H190V174H187ZM36 176H37V174H36ZM115 176H117V177H115ZM141 176L142 175H140V177ZM164 176H162V177H164ZM171 176H174L175 178H177V176H179V178L176 179V182L177 183L175 182V178H173ZM14 177H15V179H16V177H18V179H20L19 177H21V179L19 181H18V179H17V181L14 180L15 182H13ZM61 177L59 179H62ZM101 177L102 176H100V179H103V181L105 179H107L106 177L104 179V176H103V178H101ZM124 177H122V181H124L123 179H126V177L125 178ZM134 177H137V176H135V174H134ZM180 177L182 178V180L183 179L185 180L184 182H186V184H184V182H183V185H187V183H189V185H187V186H190L192 188H190V187L189 188L188 187L186 188V186H183L181 184L182 182H179V181H182V180H180ZM132 178L133 177H131V179H129L130 182L126 179L129 182V183L127 182L128 183L127 184L128 186H126V181L122 182L121 185H124L125 184L124 187L126 186L128 188L130 186V184L132 183L131 182L132 181ZM137 178H139V177H137ZM150 178L148 180H150ZM171 178H172V180L174 179L173 182L176 183V184H173V187L170 184L171 181H172ZM108 179L105 180L107 183L109 181ZM119 179H121V178H118V180ZM54 180H52V183L53 184H54ZM146 180H147V178H146ZM160 180H161V182H160ZM177 180H179V181H177ZM189 180H191V181L189 182ZM47 181H48V183H47ZM113 182L116 185V181L114 180ZM118 182L121 183V180L118 181ZM27 183H28V187L26 186ZM109 183L111 184L112 181H110ZM158 183L160 184V186H158ZM163 183H165V182H163ZM9 184H12V186L9 187ZM161 184L162 185H165L167 188L162 187ZM177 184H180L179 187H177L178 186ZM36 185L33 186V188H32V190L34 191L33 193H35V191L37 190V188H36L37 186ZM119 185L120 184H118V186ZM145 185H146L147 189H144ZM174 185H176V187H174ZM23 186H25V188ZM69 186L70 185H68L66 188L69 189L68 188ZM118 186L116 187L117 189H118ZM26 187L27 188L31 187V188H29V190H28ZM34 187H35V190H34ZM53 187H54V189H53ZM55 187H56L55 185L52 186V189L55 190ZM119 187L121 188V190L120 189H118V190H120V192L122 194L126 193V192H122V188H123L122 186H119ZM151 187L155 188L156 190H153L152 189V191H151V189H150ZM158 187H162V189L164 188L162 193H161L162 190L160 191L161 188H158ZM184 187L186 189L185 192L188 191L187 189H191V190L192 189H195V190L192 191L193 194H191V192H190L189 193L190 195L188 194L189 191L186 192V194H188V195H185L184 194L185 195L184 196V195H182L184 193V191H182V190H184L183 189ZM74 188H76V187H74ZM174 188H177V190L174 189ZM81 189L83 191L80 194L81 195L80 198L83 199L84 197H87L88 194L87 195L85 194V190L83 189V186H82ZM81 189L78 188V190H80V191H81ZM135 189H133V190H135ZM169 189H170L171 193L169 192ZM123 190L126 191L124 188H123ZM145 190H147V191H145ZM67 191H66V193H67ZM129 191H127V192L129 193ZM155 191H158L160 194L158 192H155ZM31 192L32 191H30V193ZM74 192L75 191L73 189V191H72V193L74 194L73 196H75L74 198L77 199V196L75 194H77L78 191H76L75 193ZM146 192H148V193L146 194ZM152 192L153 193L155 192L154 193L155 195H153ZM166 192L168 193V195H167L168 197H169V195H171V197L173 196V198L176 199V200L173 201V198H170V197H169V199H166L165 198L166 196H162L161 195V194H164V193H165L164 195H166L167 194ZM21 193H23L22 196H20ZM36 193L38 194L39 197L41 196V195H39V193L37 191H36ZM63 193H65V191ZM156 194H159V195H156ZM131 195L133 196V194L131 192L129 194L126 193V196L127 197L129 196L132 199ZM137 195H138V193H137ZM137 195H136V197L138 198ZM179 195L182 196V199H181V197H178ZM0 196H2V195H0ZM46 196H48V197L50 196V197L46 199ZM57 196H56V198H59V196L58 197ZM183 196L185 198H187L188 201L186 199H185L186 201H184L183 200ZM187 196H189V197H187ZM7 197H9L10 199H8ZM204 197L206 198L207 201H209V199H211L209 204H207L208 202L205 200ZM1 198H0V202L2 201ZM80 198H78V199L80 200ZM134 198H133V201H134ZM139 198H141V197H139ZM144 198H143V200H144ZM162 198L166 199L165 200L166 202L169 201L168 203H170V206H169L168 203H166L165 201H163L164 199L162 200ZM179 198L185 202L184 203L185 206L184 205H180L182 207L184 206L183 208L185 209V211H182L183 208H179L180 206L179 207H178V205L176 206L177 200L180 202L179 204L183 203ZM192 198H193L194 201L192 200ZM44 199H45V201H44ZM76 199H75V203L76 202H79V200L76 201ZM97 199L99 200V202L97 201ZM156 199H159V198H156ZM143 200L141 198V201H143ZM197 200H199V201L205 200L206 201V202L203 201L204 202L203 204L200 202L202 204V205L200 204V206L201 207L202 206L204 207V204H207L208 206L206 205L205 207H207V208L210 207L209 209L206 208L207 209L206 210L207 213L205 212V210L202 212L203 209H201L200 206L198 208L199 203H198ZM3 201L1 202L2 204L0 203V207L2 208V209L0 208V210L2 211L5 208V206H6L7 212H5L6 211L5 209H4V212L5 213H8V211L11 210V208L13 207V205L11 206L9 201H7L8 204H5V203H7L6 201L3 203ZM96 201L98 202L97 205H95V203H97ZM171 201L176 202V203H174L175 205L172 204L173 205L172 206L171 203H173V202H171ZM133 203H135V202H133ZM49 204L50 203H48V205L46 207H48ZM2 205H4L3 206L4 208L2 207ZM8 205H10V206L8 207ZM55 205H58V208L59 209L57 207L54 209ZM87 205L89 206L88 208H86ZM131 205L134 206V204H132V203H131ZM186 205H187V208H186ZM146 206L150 210L147 209ZM175 206L178 209L175 208ZM37 207L40 210L37 209ZM143 207H144V209H143ZM8 208L10 210H8ZM88 209H90V211L92 213H94V216H95L94 219L96 218V220H97V221L94 220L95 221L94 223L97 224V225H95L94 223H92L90 221V220L93 221V219H90L93 215H92V213L90 211L88 212ZM92 209H94V210L95 209L96 210L98 209L102 213H100L97 210V212L99 213V215L98 214L95 215L96 210L94 211ZM142 209L143 210H146V211L143 212ZM153 209H157V211L156 210L153 211ZM125 210L127 212H125ZM208 210H210L209 213H208ZM115 211L112 212V213H116ZM118 211L119 210H117V212ZM147 211H148V213H146ZM4 212H2V213H4ZM87 212H88V214L89 213L90 214L88 215ZM201 212H202V214H201ZM11 213H13L12 210H11ZM9 214H10V212H9ZM10 215H11L12 218L14 217V215L13 216H12V214H10ZM117 215H118L117 213L114 214L113 220L115 219L114 217H117ZM133 215H134V217H133ZM147 215H149V216H147ZM201 215L204 216V218ZM209 215H211V217L213 218L212 219L213 222L211 221L212 223H210V224H209L210 221L209 222L207 221V218H208V220H209V218L211 219V217H209ZM5 216H8V214H6ZM5 216L3 215L0 219H3V217H5ZM45 216H48L47 217V220L50 219V218H52V219L57 220L58 222L55 221V220L52 221V219L51 220H48V221H46V219L43 220V218ZM97 216H100V217L97 218ZM140 216H141V218H140ZM187 216L189 218H187ZM147 217H149V219H147ZM150 217H152V218H150ZM100 218H102V219L99 221ZM144 218H146V220ZM185 218L187 219L186 221H185ZM191 218L193 219V221H196V222H193L192 220H190ZM6 219H9L10 220L9 217H6ZM84 219H85V221H90L91 224H92L91 225L88 222V228H86L87 230L86 229L83 230V228H85V226H83L84 225L83 224ZM150 219L151 220H154L153 223H154L155 226H153V224L150 225V222H149V224L146 222V221H149ZM200 219H202V220H200ZM204 219H206L207 222ZM66 220H68V221L66 222ZM108 220H106V221H108ZM139 220L140 221L142 220V221L140 223H138ZM198 220H199V223L201 224V227H204V221L207 223V224L205 223V228L204 229L201 228L202 231H201V229L198 230V232L200 233V235L196 231L197 229L200 228V227L198 228V226H200V224L197 222ZM54 221L58 225H60L61 227H63V228L60 229V226H58L57 224H53ZM120 221H121V223H120ZM127 221H129V222H127ZM190 221L193 222V225L192 226H194V224H196V227H197L196 228L194 226L195 228H193V227L190 226L191 229L192 228L195 229L193 233H192L193 229L192 230L190 229L191 230V232H190V230H189L190 227L188 226L189 224L187 225V223L188 222L190 223ZM79 222L82 223L81 228L79 227L80 224L77 225ZM126 222L129 223V224H127ZM185 222H186V226L189 227V228L187 227V229H188V231L190 233H187V230H185V228H184V227H186L185 224H184ZM62 223L64 224L65 227H68V228L65 229V227L62 226ZM190 224H192V223H190ZM89 225L91 227H93V228H90ZM133 225H135V226H133ZM138 225H141L144 228L146 226L145 229H148L149 232H150V229H151V234L148 233V230L145 231L144 228H142L141 226H138ZM183 225H184V227H183ZM206 225H208V226L210 225V226L209 227L208 226L206 227ZM39 226H36L37 227L36 229H38ZM78 227L80 228L81 231L83 230V232H81V233L78 232L77 233V231H80V230H78L79 229ZM134 227H135V230H134ZM152 227H154V228L156 227V228L153 230ZM45 229L48 230V231H46ZM58 229H60V230L63 229L64 230L63 233H62V231L60 232ZM89 229H91L90 230L91 232L89 231ZM104 229L107 230V228H104ZM183 229H184V232L186 231L185 232V235H184ZM1 231H3V230L1 229ZM29 231H31V233ZM36 231H38V233ZM142 231L143 232L145 231L147 233L141 234ZM152 231H154V232H152ZM195 231L197 232V234L195 233ZM123 232H125V233L123 234ZM27 233H30V234H27ZM55 233H57V235ZM59 233H62L63 234V237H60V238L58 237L57 238L56 236H60ZM119 233L120 234H123L124 236L122 237V235H121V237H120V234ZM50 234L51 235H54V234L56 235V236L54 235L56 238L55 239L53 238L54 241L52 243H51L50 240H48V235H50ZM145 234H148V235H145ZM186 234H188V237H187ZM20 235L22 236V233ZM51 235L49 236V239H52L51 238ZM143 235H145V236H143ZM178 235H179V237L175 238V240L177 241V242L176 241L175 242L177 244H180L183 241V239H184L185 236L188 239L187 240L185 238L188 242L185 241V239H184V243L182 242L184 244V245L182 244V246H181L183 249L180 247V245L178 246L177 244H175V245L178 246V247H180L181 249L178 248V247H176V246H173L174 248H172V245H174V243H175L172 240H174L173 239L174 236L176 237ZM181 235L183 236V238L180 237ZM197 235H199V237H196ZM0 236L2 237V235H0ZM16 236L19 237V239L17 237L16 240H20L21 239L20 241H22V239H24L23 242L26 243V239L25 238H20V236H19L18 233H17ZM1 237H0V239H1ZM124 237H125V240H126L127 243L126 242L122 243V241L124 240L123 239ZM88 238H91L92 240L90 241V240H88ZM115 238H116V240H113ZM180 238H182L181 239L182 241L180 240ZM117 239H120V240H117ZM4 240H5V238H4ZM16 240L12 239L11 242L12 241L16 242ZM108 241L105 240L104 242H105V244L107 243V245L109 247ZM178 241H179V243H178ZM3 242L4 241H2V243ZM68 242H66V244H69ZM82 242H84V243H82ZM170 242L171 243L174 242V243L171 244ZM185 242H186V245H185ZM2 243H1V245L5 244V243H3V244ZM24 243H22V245ZM46 243H47V245H46ZM116 243H118V244H116ZM121 243L122 244H125L126 243V245H128V246L130 245V246L129 247L128 246L126 247L125 245L124 246L121 245ZM29 244L27 242L26 243L27 246L26 245H24V246L28 247ZM6 245H7V242H6L5 246ZM8 245H9V243H8ZM5 246H4V248H7L8 249V247L7 246L5 247ZM11 246H12V249H13V247L16 248V246H13V244H10L9 247H11ZM234 247H236L237 250H235ZM0 248L2 250V247H0ZM39 248H41V250H39ZM53 248H52L51 251H53ZM66 248L68 250H66ZM74 248H75V250H74ZM80 248H81V246H80ZM84 248H83V250L86 249V248L85 249ZM17 249L20 251V249L18 247H17ZM22 249H24V250H22ZM29 249H31V250H29ZM130 249L131 250L133 249V250L130 251ZM232 249H233V252L235 250L234 253L237 252L236 254H238V255H234V253H233V255H234V257H233V255H231ZM11 250H7V251H10L11 252ZM18 250H15V251L13 250L14 253L11 252V253H13V256H14V254H17L18 253L14 257H18L21 261L24 260V259H28V258H26L27 256L26 257H22ZM28 250H29V252H28ZM65 250L67 251V253H64L63 252ZM83 250L80 251V254H81V252H84ZM87 250H86V252H87ZM89 250H88V252H89ZM7 251H4V252L7 253ZM16 251H18V252L16 253ZM99 251H97V252H99ZM165 251H167V253ZM197 251H198V253H197ZM1 252L3 253V251H1ZM36 252H38V253H36ZM97 252H96V255H95V253H93L94 255L92 254L91 257H90V259L88 258L87 255H84V256H86L87 259H89V260H87L89 262L94 256H97L98 255ZM107 252L106 253L104 252V255H107ZM2 253H1V255H2ZM11 253L10 254H5V255H7V257H8V255H11ZM27 253H25V254H27ZM71 253L69 254L70 256L71 255L74 256L76 254V252L75 253L73 252L74 254H71ZM168 253H169V255H168ZM19 254H20L21 258L19 257ZM31 254H30V256H31ZM77 254H79V253L77 252ZM85 254H88V253H85ZM120 254H122V255H120ZM162 254H164V256H162ZM229 254L231 255L230 257H232V259H229L230 257H227ZM5 255L3 253L2 256L6 257ZM50 256H53V257H50ZM70 256L69 257L68 256L67 257L65 256L63 258V259H66L67 258L66 259L67 262H65L66 260H64V262L59 263V261H60L59 260L57 263L58 264H65V263L67 264L68 261L70 262V260H68V259L71 258ZM76 256H77V258H76ZM118 256H119V258H121V256H122L121 259H123L124 261L123 260H120L119 258L117 259ZM125 256H126V258H125ZM167 256H169V257H167ZM170 256H172L173 258L172 257L170 258ZM4 257H1L2 259L0 258V262L1 261L4 262L5 260H8V261L11 262L12 260H14V259H12V258H14L12 256H10L11 259L10 258L8 259L6 257L7 259L5 258V260H4ZM74 257L77 259V261H75L76 264H77V262L79 260L81 262V259L84 258V257L81 258V256H80L81 259L78 260L79 255H75ZM74 257H72V258H74ZM104 257L106 259V256H104ZM99 258L100 257H98V258L95 257V264L96 263L97 264L98 263L101 264L100 261H99L100 260ZM162 258L164 259V261L162 260ZM59 259H62V258L59 257ZM96 259L99 262H97ZM111 259H113V260L111 261ZM16 260L12 261L11 263L8 262V261H6V262L8 264L9 263L12 264V263L16 262ZM84 260L86 261V259H84ZM118 260H120L119 263H117ZM46 261H44V262H46ZM2 262L0 264H2ZM6 262H4V263L6 264ZM18 262H16V263H18ZM75 262H73V263L75 264ZM21 263L22 264H25L23 262H21ZM86 263H82V264H86ZM91 263L94 264V262L90 261L89 264H91ZM26 264H28V263L26 262ZM35 264H36V262H35ZM40 264H45V263H42L40 261ZM46 264H47V262H46ZM69 264H71V263H69Z\"/></svg>",
  "mask_w": 264,
  "mask_h": 264
},
{
  "label": "bare ground",
  "instance_id": "6f19581e",
  "mask_svg": "<svg viewBox=\"0 0 264 264\" xmlns=\"http://www.w3.org/2000/svg\"><path fill=\"white\" fill-rule=\"evenodd\" d=\"M4 1H5V0H4ZM55 1H56V0H55ZM59 1H60V2H59ZM59 1H57V2H59L61 5H62L63 2H66V1H67L68 4H66L65 7L67 8V6H70L71 8L68 7L70 10H68V11H66V12H67V15L69 14L68 16H71V17H70V21H69V19L67 18V19H68V22H67V20H66V21H63V19H66V16H65V15H64V17H62V18H63V19H62L63 24H64V22H66V23H67V26H66V24L63 25L62 23H61V25H60V23L57 24L58 27L65 26V28H60V31H59V29H53L54 31L56 30V32L58 31L57 34H56L57 37H59V36L61 37L62 34L65 35V36H68L67 34H65V33H68L67 31L64 32V33H62V34L59 35V36H58V34H59L60 32H62V31H65V30H66V27L68 28L69 26H72V25L75 26V25H77V24H76V22L78 21V19H76V18H77V16H76L77 14H78V16H81L82 13H83V15H82L81 17H83V16H85L84 18H86V16L89 17V14H90V13L87 12V11L90 9V10H91V14H90L91 16H93V17H99L98 14H101L102 12H101V13H98V11H103V9H105V5H106L105 2H107V0H81V1H80V0H65V1L63 0V2H61L62 0H59ZM78 1H79V2H78ZM130 1H132V0H130ZM134 1H135V0H134ZM140 1H142V2H140ZM140 1H138V0L135 1L136 3L138 2L139 5L136 4L135 2H131V4L134 5V6H133V9H134L135 12H137L138 7H139V10H140V9L142 10V12H141V10L138 11L139 13L141 12V14L136 13L137 16H135V15H134V17L132 16V18H135V17H136V18H135V19H137L136 21H139V20H140V23H139V22H138L139 24L136 23V22H135V19H134L133 21H134V23H135L136 25L133 24V23H132L133 21H132L131 18H129V19H130L132 22L129 21V19H127V20H128V23H126L125 18H128V16L131 14V11H130L131 8H130L128 11H127V9H126L127 12L124 10V13L126 12L127 14H129L128 16L125 17V16H124V13H123V11H122L121 13H123V16H124V17H122V14L120 13V14H121L120 17H122V19H123L124 21L121 20V18L119 17L121 23H122V21H123L124 24H123V23H122V24H119V19H118L117 21H115V22L113 23V24L116 23L118 26H117V25H114L115 27L111 26V27H112V30H113V29H117L116 27H121V26L124 25V28H125L124 30H125V31H124L123 29H122L123 31H122V30H120V31H119V30H118V31H117V30H116V31H114V30L111 31V30L109 29L110 31H109L106 35H107L109 38H110V37H111V38H115V37L117 38V37H119V36H122L123 39L125 38V40H123V41H125V43L122 44L123 41L121 42V44L125 46V47L122 46V47H124V48H128L129 46L131 47L132 44H133V46H132L131 48L129 47V48H130L129 51H131L132 48L134 49V48L136 47V48L138 49V51H139V56H140V57H137V54H138V53H137V54L135 53L136 55H134V56H136L137 59L133 56V57H134L133 59H130V58H129V60H132V62H131V61H129V62L133 63L134 61H136V62H134V63L132 64V65H133L134 67H136V68L138 67V66H135L136 63H137V64H138V63H139V64H141V63H143V64H148V63H150V64L148 65V67L150 66L149 68H151V69H149L147 66H145V68H147V71H148V69L151 70V71H153V70L156 69L155 67H157V65H155V64H156V63H155L156 60L154 61V60L152 59V56H153V55L151 56L150 54H157L158 52H156V51H157V49H158V48L160 47V45H161V41H162V40H161V41H158V42H160V45H158V46L156 45V46H157V47L155 46L156 49H153L154 46H152V45H154V44H153V43H154L153 35L155 36L156 42H157V39L159 40V39L162 38V34H161V32H162L161 29H162V28L160 27V22H159V21H161V19H159V18H161V17H159V18L157 19V17L151 15L152 18L155 17V20H154L153 23H152V20L150 21L152 24H151L150 22H148V27H150V29L147 28V24H146V28L149 30V31H147L146 28L144 29L145 24H144V27H143V23H146L145 21H148L147 19H149V18H147V19L145 18L146 16L143 15V9H144V7L141 8L140 6H143L144 4H145V6H146V3H145V2H148V3L151 4V5H155V4H157V2H160L161 0H140ZM81 2H87L88 4L86 3V4H87L86 6H88L89 9H87V10L85 11V9H86L87 7L84 8L83 6H85V5H83V3L81 4ZM139 2H140V3H144V4L141 5ZM59 3H58V5H59ZM78 3H79V4H78ZM134 3H135L136 5H135ZM148 3H147V4H148ZM64 4H65V3H64ZM80 4H81L80 7H81V8L83 7L82 10L84 9L83 11H85L86 13L83 12V11H81V10H80L81 8L78 9V5H80ZM84 4H85V3H84ZM160 4H161V3H160ZM82 5H83V6H82ZM113 5H114V4H113ZM115 5H117V4H115ZM115 5H114V7H112V9H114V10H115ZM137 5H138V7H137ZM164 5H166V4H163L162 6H164ZM59 6H60V5H59ZM160 6H161V5H160ZM60 7H61V6H60ZM62 7H63V9L65 8L64 5H62ZM131 7H132V6H131ZM135 7H136V8H135ZM66 8H65L64 10H66ZM154 8H155V6H154ZM164 8H165V6H164ZM71 9H72V13H71L72 15L69 13V11L71 12ZM110 9H111V8H110ZM110 9H109V11H110ZM135 9H136V10H135ZM159 9H160V8H159ZM159 9H158V11H161V10H159ZM60 10H62V8H60ZM60 10L57 8L58 13L60 12ZM79 10L81 11V14L77 13ZM95 10H97V11H95ZM114 10H112V11H114ZM168 10H169V12H167V14H170V13L172 14L173 12H175V10H174L173 8H172V9H171V8H168ZM62 11H63V10H62ZM62 11L59 13V14H62L61 16H63V14H64V13H62ZM80 11H79V12H80ZM162 11H164V10H162ZM162 11H161V12H162ZM63 12H65V11H63ZM66 12H65V13H66ZM92 12H93V13H92ZM94 12H95V13H98L97 16H95L96 14H95ZM110 12H111V11H110ZM129 12H130V13H129ZM152 13H153V12H152ZM152 13H151V14H152ZM154 13H155V11H154ZM156 13H157V12H156ZM158 13H160V12H158ZM84 14H85V15H84ZM86 14H88V15H86ZM127 14H126V15H127ZM144 14H145V13H144ZM160 14H161V13H160ZM173 14H174V13H173ZM139 15H140V17H141V16H143V17L145 16V17H144L145 19H144L143 17H142L143 19H142V18H138ZM162 15H163V14H162ZM68 16H67V17H68ZM91 16H90L89 18H87V19H88V24L91 23V22H93V21L96 22V18H95V20H93V21L90 20ZM156 16H157V15H156ZM158 16H159V15H158ZM0 17H1V18H5V16H3V17L0 16ZM75 17H76V18H75ZM130 17H131V15H130ZM1 18H0V19H1ZM74 18H75L74 21L77 20L76 22H74L73 20L71 21V19H74ZM152 18H150V19H152ZM8 19H9V16L6 17V20H7L6 22L3 21L4 19H3V20L1 19V20L3 21V22H1V25L3 26V27H2V26H1V27H2L3 29L0 28V37H3V38L5 37V36H2V35H1V34H2V33H1V30H4V31H5L6 28H7V30H6V32H5V33L7 34V32L10 31V30L8 31V29H12V28H14V27L17 28L16 26L13 27L12 23L10 22L11 20L9 21ZM87 19H86V23H87ZM93 19H94V18H93ZM153 19H154V18H153ZM1 20H0V21H1ZM142 20H143V21H142ZM12 21H13V20H12ZM50 21H51V20H50ZM50 21H49V22H50ZM90 21H91V22H90ZM141 21H142L143 23H142ZM14 23H15V20H14ZM51 23H52V22H50V24H51ZM68 23L70 24L69 26H68ZM71 23H73V24L71 25ZM86 23H84V24H86ZM97 23H98V22L94 23L93 26H95ZM107 23H108V25L110 24L109 21H108ZM125 23H126V24H125ZM141 23H142V24H141ZM149 23H150V24H149ZM50 24L48 23V26H49ZM52 24H54V23H52ZM88 24H87L86 26L89 27V28H88L89 30H88V29H85V28H87V27H84V29H83V28L78 29L79 31H81V29L83 30V31H81V34L84 35V36H85V34H83L82 32H84L85 30L90 31V30L92 29L90 26H88ZM111 24H112V23H111ZM137 24H138V26H137ZM161 24H162V23H161ZM15 25H16V24H15ZM45 25L47 26V23H45ZM54 25H55V24H54ZM54 25H52L53 28H56L57 26H54ZM59 25H60V26H59ZM89 25H90V24H89ZM91 25H92V23H91ZM120 25H121V26H120ZM139 25H140V26H139ZM150 25H151V26H150ZM153 25L155 26L154 33L151 32V29L153 28ZM52 26H51V28H52ZM73 26H72V27H73ZM83 26H84V25H83ZM83 26H82V27H83ZM100 26H101V25L98 24V27H100ZM109 26H110V25H109ZM161 26H162V25H161ZM75 27H76V26H75ZM101 27L103 28V26H101ZM126 27H127V28H126ZM136 27H138V28H136ZM139 27H140L142 30H144V32H143L141 29L138 30ZM142 27H143V28H142ZM151 27H152V28H151ZM4 28H5V29H4ZM15 28H14V30H15ZM30 28H32V26H31ZM30 28H29V29H30ZM48 28L50 29V27H48ZM69 28H71V27H69ZM61 29H62V31H61ZM63 29H65V30H63ZM71 29H72V28H71ZM74 29H75V28H74ZM74 29H73V30H74ZM119 29H120V28H119ZM24 30H25V29H24ZM33 30H35L34 27H33ZM50 30H51V29H50ZM53 30H52V31H53ZM67 30H68V29H67ZM12 31H13V29H12ZM12 31H11V33H8V34H9V35H10V34H11V35H13V34L16 35V37H14V35H13V37L15 38V40L13 39L14 42H15L16 39H17V41H16L15 43L13 42V44H15V46H16V47H14V48H17V47H18V49L20 48V49H19L20 52L23 51V52L19 55V57H21V56L23 55V53L26 52V50H25V51H24V50L21 51V49H24V48L26 49V48H27V46H25V43L27 42V39L25 40L26 42L23 40V39H24V37H23V36H24V32H23V36H22L23 39L21 38L22 40H20V39L18 40L19 34H20V33L22 34L21 31H23V30H21L20 33H18V34H17V32H18L19 30H18V31L16 30V31H17L16 33H12ZM28 31H29V30H27V34H28ZM74 31H75V33L78 32V31H77V28H76V30H74ZM88 31H87V32H88ZM138 31H141V32H143V33L138 32ZM145 31H146V32H145ZM14 32H15V31H14ZM30 32L32 33L33 31L30 30ZM85 32H86V31H85ZM3 33H4V32H3ZM5 33H4V34H5ZM25 33H26V31H25ZM31 33H30V34H31ZM33 33H34V32H33ZM36 33H37V32H36ZM27 34H25V38H28V37L30 36V35L28 36ZM53 34H55V32H54ZM81 34H80V35H81ZM26 36H28V37H26ZM72 36H73V35H72ZM84 36L80 37L82 40L78 39L79 36H78V37L76 36L77 39L80 40V41L77 42V43H82V45H80L81 49H80V48L77 49V47H79V45H77V47H74V46L71 47V46H70V43H68V42H70L71 40L73 41L74 39H71L70 37H66V38H69V40H70V41L67 42L68 39L65 38L66 43L69 44V46L67 45V50H66L67 53H68L69 55L65 53V54L67 55L66 57L69 56V58H72V59L74 58V59H75L76 56L78 57V55H79V57H80L81 55L84 56V54H86V55L88 56V57H87V56L85 55V56L87 57V59L89 60V66H88V68H86L88 63H87V64H86V63L84 64V62H83V64H82V66L84 65L83 68H85V69H82V66H81V68L79 67L80 70L82 69L81 71L79 70L81 73H82L84 70H87V69H88L87 71L83 72V73H85L84 76L86 75L87 79L90 80V81L88 82V84H89V83L91 84L92 81L94 82V77H92V76H96V77H95V79H96L95 81H96V83L98 84V86H97L96 83H94V86H93V83H92V86H91V87H93V88L95 87L94 90H93L92 88L89 87L91 90L88 91V90H89V88H88V90L86 91V90H84L83 87H84V85H86V83H87L88 80L83 82V80L86 79V77L83 76L82 78H84V79L82 80V78H81L80 76L83 75V74L80 73V74H81V75H80V74H78L79 72L77 73L78 76H79V78H80L79 80H80L81 82L84 83V84H83V83H79L78 78H77V81H76V82H77L78 84H81V85L83 84V87H82V88H83V89H82L83 91H82V93H83L84 91H86V93H87V95H88V94H91V91H95V93H94V94H91V96L95 95V96H93V97L96 98V102H97V103H98V102H101V99H100V101H99L98 98H102V99L104 100V101H103V100H102V101H103L104 104H105V105H104V104L102 103V105H104V106L107 108V110H108V108H109V109H112V111H111V110H108L107 112H108V114H109V113H111L112 115L114 114V115H113L114 118L117 117L115 114L118 115V113H120L121 116H122V115H123L122 113H123V111H125V110H126L127 113H128V112H131L132 109H133L135 106H137L138 103H140V105L144 103V105H145L146 97H142V98H145V100H144V101L141 100V101L139 102V100H140V98H141V96L139 95L140 98L137 97V98H138V102H137V100H136L137 98H135V97H136V94H135V95L133 94V93H136V92H133V93L130 92V91H133V90H131V89H132L131 87H130V88H131L130 90H129V88H128V90H127V88H126V87H128V86H132V82H131V85H130V81L134 78L133 75H129V74H128L129 76H131V78H132V76H133V78H132V79H129L130 77L128 76L129 78H127V81L125 80L126 82H125L124 84H122V83L120 82V81H122L121 78L123 79V82H124V79H125V77H124L125 75L123 76V74H121V73H124L122 70L124 69V71H126V69H130L131 67H133V66H131L130 68H128V67L130 66L129 63H128L129 66L127 65V67H125V66H126V65H125V64H126L125 60H128V59H124V56L126 57V56L128 55V53H126V52H129V51H127L128 49L124 51L126 54H125V53H122L123 51H122V49H120V48H119V49H120V51H119L120 53H117L116 51H118V50L116 49V51H113V48L110 47V46H109V47L106 46V47H108V48H105V46L102 45V42H101V41L99 42V40H100L99 37H97L96 39H94V37H88V38H87V37H84ZM20 37H21V35H20ZM60 37H59V38H60ZM62 37H63V36H62ZM76 37H74V38H76ZM72 38H73V37H72ZM111 38H110V39H111ZM1 39H2V38H1ZM28 39H29V38H28ZM62 39H64V38H61V40H62ZM152 39H153V42H152ZM53 40H54V39H53ZM55 40H57V39H55ZM58 40H59V39H58ZM58 40H57V41H58ZM75 40H76V39H75ZM75 40H74V41H75ZM0 41H1L2 43L4 42L3 40H0ZM49 41H50V39H49ZM72 41H71V45L73 44ZM84 41H85V42H84ZM150 41H151V42H150ZM51 42H52V41H51ZM27 43H28V42H27ZM53 43H57V45H58V44L61 43V42H60V41H58V42L55 41V42H52L51 45H52ZM66 43H65V44H66ZM134 44H137L138 47H137V45L134 46ZM158 44H159V43H158ZM27 45H28V44H27ZM55 45H56V44H55ZM57 45H56V47H57ZM59 45H60V44H59ZM59 45H58V46H59ZM61 45H62V44H61ZM73 45H75V43H74ZM163 45H164V43L161 45L162 49H161V48H159V49L163 50V49H164V48H163ZM2 46H3V47H2ZM2 46H1V43H0V47H1V51H2L1 54L4 52V50H6V49H4V48H5V47H4V43L2 44ZM13 46H14V45H13ZM13 46H12V47H13ZM23 46H24V48H21V47H23ZM75 46H76V45H75ZM54 47H55V46H54ZM14 48H13L12 50H13V51H16V50H17V51H16V52H13V54L15 53L14 55L17 56L18 53H20V52H18V49L14 50ZM74 48H76V49H74ZM124 48H123V49H124ZM2 49H3V50H2ZM54 49H55V48H54ZM133 49H132V50H133ZM114 50H115V49H114ZM153 50H154V51L156 50V51H155L156 53H154ZM161 50H160V51L158 50V51L161 53ZM6 51H7V50H6ZM136 51H137V50H136ZM7 52H8V51H7ZM7 52H6V53H7ZM114 52H116V53H114ZM6 53L4 52V54H6ZM16 53H17V54H16ZM160 53H159V55H160ZM10 54H11V53H10ZM111 54H112V56H111ZM164 54H165V53H164ZM164 54H163V55H164ZM2 55H3V54H2ZM14 55H13V56H14ZM24 55H25V54H24ZM70 55L75 56V57H72V56H70ZM129 55H130V53H129ZM129 55H128V56H129ZM146 55H147V56H146ZM148 55L151 56V60H153V63H152V61L150 60V57H149V61L145 63V61L148 60ZM5 56H7V55H5ZM15 56H14V57H15ZM83 56H82V57H83ZM109 56H111V57H109ZM155 56H157V55H155ZM155 56H153L154 59H155ZM167 56H168V55H167ZM8 57H9V58L12 57V54H11L10 56H8ZM17 57H18V56H17ZM19 57H18V59H20V60L23 59L22 57H21L22 59L19 58ZM165 57H166V56H165ZM80 58H81V57H80ZM80 58H79V59H80ZM145 58H147V59L145 60ZM166 58H167V57H166ZM12 59H13V57H12ZM16 59H17V58H16ZM16 59L14 58V60H16ZM77 59H78V58H77ZM82 59H83V58H82ZM82 59H81L80 61H82ZM87 59H84V61L87 60ZM134 59H136V60H134ZM156 59H157V58H156ZM162 59H163V57H162ZM14 60H13V61H14ZM88 60H87V61H88ZM133 60H134V61H133ZM42 61H46V60H44V58H43ZM74 61H75V60H73V62H74ZM150 61H151V62H150ZM15 62H17V60L14 61V63H15ZM21 62H23V61H21ZM73 62H72L71 64H74ZM85 62H86V61H85ZM81 63H82V62H81ZM17 64H18V63H17ZM17 64H16V66L14 65V66H15V67H14L15 69H16V67L18 68ZM23 64H24V63H23ZM23 64H22L21 67L24 66ZM30 64H31V63H30ZM56 64H57V63H56ZM71 64H70V65H71ZM18 65H21V64L19 63ZM75 65L77 66V63H75ZM85 65H86V67H85ZM91 65H92L93 67H95V66H96V67H97V66L100 67V66H101V67H103V69H100L99 72H95V71H98L97 69H99V68H98V67H97V69L94 68V69H95V70H94L93 67H92ZM141 65H142V64H141ZM33 66H34V65H33ZM72 66H73V65H72ZM72 66H71V67L69 66V69H71L70 71H73V70H72V69H73ZM139 66H140V65H139ZM27 67H28V66H27ZM89 67H92L91 69H93V71H92L91 69H89ZM25 68H26V66H25ZM30 68H32V64L30 65ZM30 68L28 67V69H30ZM74 68L76 69V68H78V66H77V67L74 66ZM104 68L107 69V70H106V73H107V75L109 76V78H108V76H106V74H104V73H105V72H104V71H105ZM136 68H135V69H136ZM69 69H68V70H69ZM108 69H109L110 71H108ZM18 70H21L20 67L18 68ZM18 70L16 69L17 72H18ZM22 70L24 71V67H23ZM22 70H21V72H19V73H22ZM68 70H67V71H68ZM77 70H78V69H77ZM90 70L92 71L93 74H94V72H95V75L92 74V76H91V73H90V76H89V73H87V72L90 71ZM131 70H133V68H132ZM12 71H13V69H12ZM16 71L14 70V73H15ZM32 71H33V70H32ZM91 71H90V72H91ZM107 71H108V72H107ZM121 71H122V72H121ZM128 71H129V70H128ZM156 71H157V70H156ZM33 72H34V71H33ZM101 72H102V74H104V76H106V78L103 77L102 74H100ZM103 72H104V73H103ZM133 72H134V70H133ZM135 72H136V74H137V69L135 70ZM19 73H18V74H19ZM28 73L30 74V72H28ZM31 73H32V72H31ZM71 73H72V75H73V72H70V73H69V76H71ZM86 73H87L88 75H87ZM97 73H98V74H97ZM109 73H110V74H109ZM129 73H130V72H129ZM153 73L155 74L154 71H153ZM153 73H151V72L149 71L148 74H149V75L152 74V75H150V76H149L148 74L146 75V70H145V74H144V76L148 77V79L150 80V78L153 76ZM24 74H26V75L28 76L27 72L25 73V71H24ZM66 74H68V73H66ZM66 74H65V75H66ZM77 74H76V70H75V72H74V76L77 75ZM96 74L100 77V79L102 78V79H101L102 82H100V80L98 79L99 77H97ZM99 74H100V75H99ZM125 74H127V72H126ZM131 74H134V73H131ZM138 74H139V72H138ZM138 74H137V75H138ZM15 75H16V73H15ZM19 75H20V74H19ZM26 75H25L24 79L26 78ZM31 75H32V74H31ZM121 75H122L123 77L120 78ZM155 75H156L155 78H157V72H156ZM12 76H13V74H12ZM22 76H23V73H22ZM67 76H68V75H67ZM67 76H66V77H67ZM88 76H89V77H88ZM110 76H111V77H110ZM140 76H141V75H140ZM144 76H143V79H142L143 82H142V80H141V77H139V76H137V77L135 76L136 78L134 79V82H135L136 79H138V77H139V78H140V81H141L144 85H145L146 83L148 84V83H149V80H148L147 78H144ZM13 77H15V76H13ZM19 77H20V76H19ZM31 77H33V75H32ZM59 77H60V76H59ZM75 77H76V76H75ZM90 77H92L93 80H91ZM149 77H150V78H149ZM11 78H12V77H11ZM17 78H18V77H17ZM17 78H16V77L14 78L15 81H17ZM27 78H29V79H27V81L24 80V82L26 81L25 83H27L28 80L31 79L30 76H28ZM55 78H56L55 80H57V79L59 80V79H62V78L64 79L65 76L63 77V75H62V77H60V78H58V77H55ZM71 78H72V77H71ZM107 78H108V80H110V83H111V79L113 80L112 83H114V81H115V85H116V86H115L114 84H112V83H111L112 86H110V83H109V81L107 80ZM153 78H154V77L151 78V81L154 80ZM12 79H13V78H12ZM14 79H13L12 81H14ZM32 79H33V78H32ZM128 79H129V82H128ZM144 79H146L148 82H146V80L144 81ZM22 80H23V78H21V81H22ZM55 80H54V81H55ZM68 80H69V82H70V81H71V82L74 81V80H71L70 78H68ZM68 80L66 79V80H64V81H68ZM75 80H76V79H75ZM98 80H99V81H98ZM116 80H118V81H117V84H118V82L121 83V84H119V86L116 84ZM119 80H120V81H119ZM12 81L10 80V82H12ZM19 81H20V80H19ZM21 81H20V82H21ZM31 81H32V80H31ZM31 81H29L30 84H31ZM105 81H108L107 83L109 84L110 87L108 86V84H105V83H106ZM138 81H139V80H138ZM138 81H136L134 84L138 83ZM140 81H139V84H142V83H140ZM29 82H28V83H29ZM58 82H59V84H60L61 86L63 85L62 83H60V82H62L61 80H59V81H55V82H54V85H56V86L53 85L54 88L57 87V85H58L57 83H58ZM69 82H68V83H69ZM71 82H70V84L72 85L71 88L75 89V87H78V88H76V89H77L78 91L80 90L79 92H80V96H81V86L78 85V84L75 83V82H73V83H71ZM98 82H100V83H98ZM127 82H128V83H127ZM145 82H146V83H145ZM63 83H64V82H63ZM68 83L65 82L64 85H66V84H68ZM126 83H127L128 85H126V86L124 87V90L126 89V91H127V92L129 91V92H128V93H125V94L128 95V94L130 93V94L132 95V97H130L131 99H130L127 95H126V96L124 95L123 92H125V91H123V90H119L120 88H123V86H124ZM12 84H13V83H12ZM12 84L9 85V88L12 86ZM73 84H74V87H73ZM75 84H76V85H75ZM90 84H89V85H90ZM99 84H102V86L99 85ZM104 84H105V85H104ZM147 84H146V85H147ZM163 84H165V83H162L161 85H163ZM14 85H15V83H14ZM14 85H13V86H14ZM17 85H18V82H17L16 85H15L16 88H17ZM64 85H63V86H64ZM68 85H69V84H68ZM89 85H86V86H85V89H86V87L89 86ZM113 85H114V86H113ZM120 85H121L122 87H120ZM136 85H137V84H136ZM136 85L132 86V87H134V90H135ZM148 85H150V84H148ZM148 85H147V88L149 87ZM63 86H62V87H63ZM69 86H70V85H69ZM79 86H80V87H79ZM99 86H100V87H99ZM103 86H106L105 89H106V90L108 89V90L106 91V90L104 89L105 92H104V91H101L102 93L99 92V89H98V91H96L98 87L101 88V90H102V89L104 88ZM15 87H12V89H13V90L16 89ZM18 87H19V85H18ZM62 87H58V88H61V89H57V88H55V90L53 89V91L56 92V89H57V91L60 90L59 93H61V91L63 90ZM96 87H97V88H96ZM102 87H103V88H102ZM107 87H108V88H107ZM119 87H120V88H119ZM118 88H119V89H118ZM151 88H152L151 86L148 88L149 91L151 90L150 92L157 90L156 88H154L155 90H153V88H152V89H151ZM10 89H11V88H10ZM18 89H19V88H18ZM95 89H96V90H95ZM148 89H147V90H148ZM16 90H17V89H16ZM10 91H11V90H10ZM78 91L76 92V93H77V94H76V95H77L76 97H78V93H79ZM149 91H148V92H149ZM157 91H158V90H157ZM13 92H14V91H13ZM89 92H90V93H89ZM97 92H99V93H97ZM120 92H121V94H123L124 96L122 95V97H121V96L119 95ZM150 92H149V93H150ZM86 93H85V94H86ZM92 93H93V92H92ZM100 93H101L102 96H100ZM103 93H104V94L106 93L105 96H104ZM152 93H153V92H152ZM155 93L157 94L156 91H155ZM41 94H42V93H41ZM85 94H82V96L85 95ZM97 94H99V96H98ZM147 94H148V93H147ZM153 94H154V93H153ZM153 94H152V95L149 94V95H151V97H154ZM38 95H40V94L38 93V94L36 95V96L39 98ZM43 95H44V94H43ZM45 95H47V97H48V96H51V97L53 98V96H52L51 94H49V95H48V94H45ZM87 95H86V96H87ZM96 95H97L98 97H97ZM131 95H129V96H131ZM133 95H134L135 97H134ZM154 95H155V94H154ZM40 96H42V95H40ZM82 96H81V97H82ZM86 96H84L85 98H83V97L80 98V97H79L78 99H81V100H82V99L85 100L86 98L89 99V98L86 97ZM88 96L90 97V95H88ZM119 96H120V98H121L120 100L123 99L124 104L127 102V101L125 102V100H127V99H130V100H131V101L129 100V102H133V101H134L133 103L136 104V102H137V104H136L134 107H132V109H131V104H129V103L127 102V103L130 105V106H129L130 108H127L128 106H127V104H125V106H127V107H126L127 109H126V108H123V109H124V110H123L122 107L124 106V104H123L122 101H121L122 103H120V101L118 102V100H119ZM146 96L148 97V95H146ZM47 97L45 96V98H47ZM51 97H48V98H51ZM103 97H104V98H103ZM123 97H125V100H124ZM127 97H128V98H127ZM133 97H134V98H133ZM38 98H34V100H35V99H38ZM45 98H41V97H40V99H42V100H39V101H40V102H41V101L44 102V104H42V103H41V104H42L43 106L46 105V104H47V105H50V102H51L53 99H49L48 102H47V99H46V104H45V101H44ZM106 98L108 99L107 102L113 104V107H112V106H108L109 104H107V103L105 102V99H106ZM126 98H127V99H126ZM149 98H150V96L148 97V99H149ZM55 99H56V97H54L53 102H51L53 106H52V105L49 106V109H51V108L53 107L52 109L54 110V112H53L54 114H53V113H52L53 115L50 114V117H49V116L46 115L45 112H44L45 114L43 113V115H45V117L47 116L48 119L50 118L51 120H53V118H54V120H53V123H54V124H53V125L51 124L50 119H49L50 122H49V121L47 122V120H46V123H50L51 125H50V124H46V123H45V125L42 124L43 122H45V121H43L42 119L45 120V119H47V118L41 117V116H43L41 113H42V110H43L47 105H46L44 108H43V106H37V104L39 103V101L37 102V100H35V103H36V102H37V103H36V104L33 103L34 105H32V106H34V107H36V108H40V107H42V108H40L41 110H40V109L37 110V112H39V111L41 112V113L39 114L40 116L38 115V113H37V115H38L40 118H42V119H40V118L37 119V118H36L37 116L34 117L35 115L33 116V119H32V114H34L33 111L36 110V109H35L34 107H32V106H31V107L33 108V110H32V114H30L31 116H29V114H28V112H31V108L28 107L30 110L27 109V108H26V109L24 108V110H23L24 112L22 111L24 114L21 115V117H23V119H20L21 117L19 116V113H18V112H19V109H18V108H17V110L15 109V113H12V111L14 112V110H12V108H9L8 106L4 105L5 107H8V108H9V109H8V108L6 109L4 106H2V107L0 108V132H1V129H2V131H3V130H4V131H7V129H8V131H9V130L12 128L13 131L10 130L12 133H11V132H10V133L8 132V134H9V135H10V134H13V135H14V134H15L14 130H15L16 133H17L18 130H16V129H17L16 127H17V126L19 127V122H20V123L22 122L23 125L25 126L24 121H20V120H24V119L27 120L28 117H27V115H25V112H26L27 110H28L27 114H28L29 118L31 117L32 120H35L34 118H36L37 120H36L35 122H37V123H39V124H40V122H42L41 124H42L43 126H42V125H39V126H41V128H42V127H44V128H45V127H48V128L53 129L54 131H56L55 129H58V130H59V133L57 132L58 135L60 134L61 131H62V132H63L64 130L67 131L66 129H64V130H60V129H62V128H59V127L56 128V125H55V122H54V121H55V120H59V118H61L60 115H63V114H64V112H63L64 107H62V106H61L62 108L59 107V106H58V103H57V105H56V104H55V103H56ZM87 99H86V100H87ZM91 99H92V101H91ZM97 99H98V101H97ZM107 99H106V100H107ZM116 99H117V102H116ZM132 99H134V100L132 101ZM84 100H83V101H84ZM54 101H55V102H54ZM78 101L80 102V103H79L80 105L83 103V102L81 103L80 100H78ZM87 101H88V100H87ZM87 101H84L85 104L87 103ZM89 101H90V102H94L95 99L92 98V97H90ZM135 101H136V102H135ZM76 102H77V101H75V103H76ZM90 102H89V103H90ZM96 102L93 103L92 107H91V104L88 105L89 103H87V105L90 106V107H88V108H85V106H84L85 104L83 103V104H84V105L82 104V105L84 106V107L82 106L83 109L79 106L78 102L76 103V105L74 104V106L71 104V105H70V109H71V106H72L73 109H71L72 112H71V111H70V112L73 113V111H74V109H75V113H73V114H75V115L71 114V116L73 115L74 120H75V118L77 117V118H76V120H77L76 122H78V121L81 122L82 119H83V121H84V118H81V119H80V116L82 117V115H81L80 113H82V114L84 113V114H85V117L89 118L90 120L93 118V116H95V117H94L95 120H94V119H92V120H93L94 122H96V121H97V117L100 115V113H101V117L103 116L102 113H106L105 115H107L106 108H105L104 106H100L101 103H99V106L102 107V109H104L105 112H103L104 110H101V111H100L99 108H98L99 106H96V105H98ZM141 102H142V103H141ZM48 103H49V104H48ZM116 103H117V104H116ZM133 103H132V104H133ZM146 103H148V102L146 101ZM39 104H40V103H39ZM41 104H40V105H41ZM77 104H78V105H77ZM119 104H121V105L118 106ZM54 105H55V106H54ZM87 105H86V107H87ZM116 105H117V106H116ZM140 105H138V106H140ZM144 105H141L140 109L143 108ZM147 105H149V104H147ZM0 106H1V105H0ZM76 106H77V107H76ZM78 106H79V107L81 108V110H82V112H81V110H79L80 113H77L78 111L76 112V108H78ZM114 106H115L116 108H115ZM121 106H122V107H121ZM132 106H133V105H132ZM142 106H143V107H142ZM152 106H153V105H152ZM152 106H150V105H149V106H146V105H145L144 109H146V107H147V111H148V112L145 111L146 114H148V113L152 110V109H151L150 111L148 110V108L150 109V108H152ZM3 107H4V109L7 110V111L9 110L10 114H11V113L13 114L12 117H14V115L17 113L18 116H15V117H14V118H16V119H14V120H13V118H12V119H11V118L9 119V117H11V115H12V114L10 115L9 113H8V114H9L10 116L7 115L8 118H6V115H5V114L7 113V111L4 110L5 112H3ZM57 107H59V108L61 109L60 113L58 112L59 116H57L58 114H57L56 111H55V109H56ZM74 107H75V108H74ZM117 107H121V108H119V109L117 110L118 113H116V110H115V111L113 110V108H114V109H117ZM153 107H155V106H153ZM19 108H20V110L22 109L21 107H19ZM59 108H57L58 111H59ZM135 108H136V107H135ZM52 109H51V111H48V109H46V110H47V113H48V112L51 113V112L53 111ZM68 109H69V108H68ZM78 109H79V108H78ZM140 109L138 110V107H137V110H138V111H142V110H140ZM10 110H12V111H10ZM46 110H43V111H46ZM119 110H120V111L123 110V111H122V112H119ZM129 110H131V111H129ZM133 110H134V109H133ZM154 110H156V109H153V111H151V112L153 113ZM64 111H65V110H64ZM109 111H111V112H109ZM22 112H20V114H21ZM61 112H62V114H61ZM99 112H100V113H99ZM126 112H124V113H126ZM133 112H134V111H133ZM133 112L130 113V114H127V113H126V116H127V117L122 116V117L125 118V119H124V118H123V119L129 121V119H127V118H128L129 115H131V114H134V113L136 114V113H137V112H136V109H135V112H134V113H133ZM142 112H143V114L145 113L144 110H143ZM142 112H141V113L138 112V113H140V115L137 113L138 115H136V116H138V117L141 118L142 120H143V119L146 120V117L143 116ZM151 112H150V113H151ZM55 113H56L57 115L54 117ZM76 113H77V114H80V115L76 116V115H77ZM98 113H99V114H98ZM150 113H149V114H150ZM17 114H16V115H17ZM35 114H36V112H35ZM48 114H49V113H48ZM84 114H83V115H84ZM95 114H96V115H95ZM97 114H98V115H97ZM120 114L118 115V118L121 117ZM135 114H134V116H135ZM149 114H148V119L150 120V118H149L150 115H149ZM153 114H154V113H153ZM109 115H110V114H109ZM109 115H107V117H108ZM112 115H110L109 117H112ZM124 115H125V114H124ZM141 115H142L143 117H145V118H142ZM24 116H25L26 118H25ZM71 116H70L71 121L68 122V123H69V125L73 126L72 124H73L75 121L72 119ZM96 116H97V117H96ZM119 116H120V117H119ZM134 116H133V119H132V121H133V122H132V123H133L132 126L136 125V123L138 122V121H137V122L135 121V120L137 119L136 116H135L136 119L134 120ZM140 116H141V117H140ZM17 117H18L20 120H19ZM51 117H53V118H51ZM57 117H58V118H57ZM78 117H79L80 120L78 119ZM83 117H84V116H83ZM91 117H92V118H91ZM99 117H100V116H99ZM99 117H98V118H99ZM103 117H104V116H103ZM122 117H121L120 119H118V118H117V119L120 121V120L122 119ZM3 118H4V121H6V122H7V120H8V122L11 121V120L15 121V123L13 122V123H14V126H13V124H12V121H11L12 127H10V125H9L10 123H8V122H7V123L5 122V125H4ZM5 118H6V119H5ZM55 118H56V119H55ZM87 118H86V120H85V121H87V122H86V123H83V121H82V125L86 124V126H87V124H88V120H89V119L87 120ZM129 118H130V117H129ZM131 118H132V116H131ZM131 118H130V119H131ZM17 119H18V120H17ZM31 119H30V121L32 122ZM70 119H69V120H70ZM141 119H140V120H141ZM1 120H2V121H1ZM40 120H41V121H40ZM90 120H89V124H91V123H90ZM92 120H91V121H92ZM118 120H117V121H118ZM16 121H19V122L16 123ZM30 121H29V119L27 120V122H29V123H30ZM38 121H40V122H38ZM85 121H84V122H85ZM93 121H92V122H93ZM119 121H118V122H119ZM127 121H126V122H127ZM150 121H151V120H150ZM150 121H149V122H150ZM152 121H153V120H152ZM152 121H151V123H153ZM2 122H3V123H2ZM35 122H33V126H35V124H34ZM71 122H72V123H71ZM80 122H79V123H80ZM94 122L92 123L93 125H95ZM98 122H99V121H98ZM126 122H125V124H126ZM135 122H136V123H135ZM140 122H141V123H140L141 125H138L139 122H138V124H137L138 127H139V128H138V129H139V132H138V130H137L138 133H140V127H143L142 125H144V124L146 125V123L148 124V122H146V121L144 122V120H143V121H140ZM142 122H143V124H142ZM70 123H71V124H70ZM79 123H76V124L78 125ZM99 123H101V122H99ZM122 123H123V121H122ZM16 124H18V125L15 126ZM27 124H28V123H27ZM27 124H26V125H27ZM76 124L74 125L75 127H77ZM80 124H81V123H80ZM104 124H106V123H104ZM119 124H121V122H120ZM127 124H131V122H130V123L128 122ZM127 124H126V125H127ZM149 124H150V123H149ZM149 124H148V126H149L150 128H148V131H147L146 128H147L148 126H145L146 128L144 129V130H145L144 133H146V131H147L148 134L150 135L151 131L153 130V129L151 130V128L153 127V126H152L153 124L151 125L152 127H151ZM23 125L20 126V129L22 128V129H21L22 131H23ZM31 125H32V124H31ZM31 125H30V126H31ZM37 125H38V124H37ZM37 125L34 127L35 129H37V131L33 128V126H31V128L35 130V133L33 132V134H31V135L34 136V134L36 135L37 133H38L37 136L39 135V137H36V139L38 140L37 142L34 141V140H35V139H34L35 137H34V138L32 137L33 140H31V142L33 141V142L35 143V145L37 144V145L39 146V147L37 146L38 149H35V150H37V152L34 150V148H36V146H35L34 144H33V145H32V144H29V145H28V146H29V149L32 148V147H30V146H34V148H33L32 150H29V149H28V146H27V148H24L25 145H24V147H21V146H23V144H22V145L19 144L20 142H21V143L24 142V144H26V143H28V142H27L26 140H25V141H22V140L25 139L24 137L27 136V135H24L25 132H22V131L20 132V130L18 131V132H20V133L17 134V135H19L18 137H21L22 133H23V136H24V137H21V139L18 140V142L20 141V142L18 143L19 145L16 144V143L13 144L14 141H12V143H11L13 146L16 145L15 147H13L14 150H16V148L18 147V149L16 150V152H17V151H22L21 148H24V149H25V150L23 149L22 154H21V157H22V155H23V152H25L26 150H28L27 152H25L26 155H24L23 158H24V157L27 158V159H28L29 157L31 158L32 155L30 156V154H32L33 152L30 153V154H29V152H30V151H33V150L36 152V153L34 152V153H35L34 156H36V154H37L38 152L41 151V145H43L44 143H45L46 145H48L47 142L50 141L49 138H51V137H52V138H51V142H53L52 140H54V142H55V141L57 142L58 139L60 140V141L57 142V143H58L57 146H59V143H60L61 140H62V137H60V135H59V137H58L57 133H55L54 131H53V132H54V134H56V136H55L52 132H49L52 136H50L49 133H48L49 136L45 133V135H47V137H46V136H45V137L48 138L49 140L46 139V138L44 137V133H42V131H40L41 129H38V128H40V127L37 126ZM46 125H50V126H46ZM82 125H80V126L78 125L79 127H77V128H79V130H80V129H81L80 127L83 128ZM93 125H91V127H93ZM99 125H100V129L97 128V127H99ZM122 125H123L122 127L125 128L124 126H126V125H124V123H123ZM27 126H28V125H27ZM30 126H28V128H29ZM51 126H53L54 128H52ZM86 126H84V128H87L89 125H88L87 127H86ZM101 126L103 127V124H98L97 127H93V128H92V130H93V129H96V130H94V132H96V133H93V131H91V127H90V129H88V128H89V127H88L87 130H90V131H88V132H90L91 134L93 133V134L97 135L96 137H95V135H94L93 138H98V137H99V136H98L99 134L101 135V133H102V135H103V129L105 128V129H104V131H105V130H107L106 128L109 127V126L106 127V125H105V127H103V129H102ZM25 127H26V126H25ZM25 127H24V129H25ZM36 127H38V128H36ZM119 127H120V126H119ZM122 127H121L120 131L118 132L119 135H120V132H123ZM126 127L128 128V127H131V126H130V125H129V126L127 125ZM136 127H137V126H136ZM13 128H14V129H13ZM28 128L26 127V131L28 130L27 132H30V130L33 131L31 128H29L30 130H29ZM44 128H43V131H46ZM109 128H110V127H109ZM18 129H19V128H18ZM51 129H49V130L51 131ZM97 129H99V131H98ZM125 129H126V128H125ZM125 129H124V130H125ZM133 129H134V127H133ZM179 129H180V128H179ZM181 129H184V128H181ZM47 130H48V129H47ZM58 130H57V131H58ZM87 130H86V131H87ZM100 130H101V133H100ZM112 130L116 132V129L114 130V129L110 128V131H112ZM117 130H118V129H117ZM121 130H122V131H121ZM135 130H136V129H135ZM142 130H143V128L141 129V132H142ZM149 130H150V131H149ZM177 130H178V129H177ZM188 130H189V129H187V131H188ZM81 131H82V132H81ZM86 131H85V132H86ZM107 131H109V129H108ZM107 131H106V134H104V136H106V135L108 134ZM110 131H109V134H110V136H111V132H110ZM113 131H112V133L114 134ZM154 131L157 133L158 129H156V130H154ZM154 131L152 132L153 135L156 134ZM13 132H14V133H13ZM62 132H61V133H62ZM75 132H78V130L75 131ZM80 132L83 133V134H85V136H86V140H85V138H84V141H83V140H81L80 136H78V138H80V139H79V143H76V142H75L76 140L73 141V140L71 139V138H72V136H71L72 134L70 135V132L68 133V131H67V132H66L67 134H66L65 132L62 133L64 142H62L61 144H64V143H65V146H66V144H67L68 147L66 146V148H65L64 146H59V147L57 148L55 145H54V147H53V146H50V145H51V144H50L51 142H49L50 145H48V146L53 147V150H54V148H57L58 151H59V154H62V155H63L64 148L67 149V150H65V153H67V151L70 149V153H71V155L74 154L75 157H74V158H71L72 156L68 153V155H66V156L68 157V160H69V159H73V162H71L70 160H69V161L66 160V161L69 162V163H71V164L74 163V165H75V162L77 161L76 159L79 160V158H80V157L78 158V155H79L80 153H82V154H83L82 156H84L83 159L86 161L87 164L82 160L83 164H82V165L80 164V165H81V166H84V167L87 166V168H89V169H90V167H92L93 169H96V167H97V168H98V169H97L98 172H99V169H100V171H101L102 167L104 168V165H103V164H102L103 166L101 165L102 167L100 168V164H99V163H100L101 161H105V160L108 161V159H110V160L108 161L109 165H111V163L113 164V162L115 163V162H118V161H119L118 163L121 162L122 164L120 163V165H123V166L128 164V163H125V164L123 163V162H126V160L123 159V158H122L123 160L120 159L121 161H120V160H118V161L116 160V161H115V158H114V160H113V159H112L113 157H117L116 155L113 156V154H110L111 156L109 155V157H106V154H105V156H104V154H103V157L106 158V159L104 158V160H103V158H102V156H101V155H102V151L106 152L107 149L109 150V148H111V147H112V149H110V151H116V150H117L116 146H115V148H116V149H115V148H113L112 145H114V144L116 143V139H118V140H117V143H118L119 141H122V140L119 139V135H118V134L116 135L117 138H115V137H116L115 135H114L115 137L112 135L113 139H112V137H111V140H114V139H115V142H114V141H109V140H110V139H109L110 137L108 136L109 134L107 135V137H109V138H108V142H107L108 145L102 143L103 140H101V139H104V136H103V137L101 136V138H100V137L98 138V140L100 139L102 142H101L100 140H99V141H97V140L95 141V142H97V143L100 142V144H103L102 146H106V145L109 146V144L111 143V144H112V145L110 144L111 147H110V146H109L108 148H107V146L105 147L106 151H105L104 149H101V150H102L101 152H100V149L98 150V147L100 146V144H97L98 146L96 145V143H95V144L92 143V145L89 144V145L91 146V150H92V148L94 147L93 144L96 145L95 147H97V148H95V149H97L98 151H96V150L94 149V150H95L94 153H95V156H96V157H95L94 154L92 155V153H91L92 151L90 152V150H89V149H90V148H89L90 146L87 145L88 147L85 146V147H87V148L84 147V145H86V144H84V142L87 143V138L89 137L90 139H92L91 134L86 135L88 132H86V133L83 132V129H81ZM158 132H159V131H158ZM179 132H180V131L178 130V131H177V134H179V136H177L178 140H179V138H182V137H183V136L180 137L181 134H180ZM181 132H182V130H181ZM184 132L186 133L185 130H184ZM184 132H183V134H184V136L186 137V135H187L188 133L185 135ZM191 132H192V131H191ZM191 132H190V133H191ZM5 133H7V132H5ZM81 133H80V135H81ZM98 133H99V134H98ZM104 133H105V132H104ZM116 133H117V132H116ZM142 133H143V132H142ZM162 133H165V135H166V132H163V131H162ZM196 133H197V132H196ZM196 133L193 132L192 135H193V134H196ZM0 134H1V133H0ZM8 134H7L6 138L11 139V136H13V135L9 136ZM27 134H28V133H27ZM29 134H30V133H29ZM64 134H66V136H67V135H70V136H71V137L68 136L71 140H69V141L67 140V142H70V143H66V140H65V139H68V137H67V138L64 137ZM78 134H79V133H78ZM83 134H82L81 137H83ZM93 134H92V135H93ZM121 134H122L121 136H123V133H121ZM157 134H158V133H157ZM157 134H156V136H158ZM183 134H182V135H183ZM2 135H6V134H2ZM15 135H16V134H15ZM62 135H61V136H62ZM151 135H152V134H151ZM153 135H152V137H153ZM165 135H164V136H165ZM192 135L190 134V137H192ZM197 135H198V134H197ZM54 136L56 137L57 140L53 139ZM74 136H75V137H74ZM85 136H84V137H85ZM90 136H91V137H90ZM143 136H144V135H143ZM145 136H148V135L146 134ZM159 136H160V135H159ZM171 136H172V135H171ZM175 136H176V134H175ZM194 136H195V135H194ZM0 137H1V135H0ZM2 137H3V136H2ZM15 137L17 138V136H13L12 138H15ZM76 137H77L76 134H73V139H75ZM148 137H149V136H148ZM148 137H147V138H148ZM152 137H151L150 139H153L154 141H152V140H151V142H150V140L147 141L150 145L147 144V142H146L145 144L143 143L144 145L140 143L139 146H142V145L145 146V145H147V147L149 148V147L152 145V142L154 143V142H156V140L158 141L157 137H154V138H156V139H154V138H152ZM160 137H162V136H160ZM166 137L168 138V143H169V139H170V138H171V140L174 139L173 142L177 141V140H176L177 138L175 137V138H176V139H175L174 136H173V137H170V136L166 135ZM22 138H23V139H22ZM43 138H44V139H43ZM60 138H61V139H60ZM89 138H88V140H90ZM105 138H106V137H105ZM120 138H121V137H120ZM123 138H124V137H122L121 139H123ZM145 138H146V137H145ZM147 138L145 139V141L147 140ZM167 138H166V139H167ZM183 138H184V137H183ZM187 138H189V137H187ZM194 138H196V136H195ZM198 138L200 139V136H198ZM198 138H196L195 140L197 141ZM18 139H19V138H18ZM45 139L47 140V142L45 141ZM82 139H83V138H82ZM142 139H144V137H142ZM148 139H149V138H148ZM160 139H161V138H160ZM166 139H165V140H166ZM189 139H190V138H189ZM189 139H188V140H189ZM199 139H198V140H199ZM12 140H13V139H12ZM29 140H30V139H28V141H29ZM43 140H44V141H43ZM63 140H62V141H63ZM77 140H78V139H77ZM80 140H81V141H80ZM124 140H125V139H123V142H124ZM138 140H139V139H138ZM138 140H137V141H138ZM140 140H141V138H140ZM140 140H139V142H141ZM171 140H170V141H171ZM204 140H205V139H204ZM7 141H9V140L7 139ZM15 141H16V140H15ZM42 141H43L44 143H43ZM137 141H136V142H137ZM142 141H144V140H142ZM166 141H167V140H166ZM16 142H17V141H16ZM29 142H30V141H29ZM31 142H30V143H31ZM56 142H55V143H56ZM77 142H78V141H77ZM112 142H113L114 144H113ZM131 142H133V141H130V143H131ZM139 142H137V144H139ZM173 142H171V144L169 143L168 145L171 146ZM181 142H182V141H181ZM183 142H184V141H183ZM41 143H42V144H41ZM57 143H56V144H57ZM88 143H90V141H89ZM105 143H106V141H105ZM175 143L177 144L178 142H175ZM199 143L202 144V145L204 146V149L206 148L209 152H211V151L213 150V148H212V150H210V149L208 148V144H207L206 140L203 141L202 139H200L199 142H195V141H194L193 144H196V145H195V146H192V147L195 148L197 145H198V147H199ZM208 143H209V142H208ZM4 144H5V146L10 145V143H8V145H7L6 142H5ZM45 144L43 145L42 150L44 149ZM61 144H60V145H61ZM68 144H69V145H68ZM119 144H121V145H119ZM119 144H115V145H119V148H118L117 151H119V150L121 149L120 146L122 147V149L125 148V146H124L125 144H124V143H122V142L120 143V142H119ZM123 144H124V145H123ZM128 144H129V141H128V143H126V147H129V146L131 145V144H129V146H127ZM134 144H135V143H134ZM134 144L132 143V145H134ZM209 144H210V143H209ZM210 145H211V144H210ZM19 146H20V147H19ZM48 146H45V147H46L47 149H49ZM102 146H101V148H102ZM135 146H136V148L139 147V146L136 145V144H135ZM135 146H133L134 148H132V147H131V148H128V150L131 149L130 151H133V149H134V151H133L132 153H136V155H137V153H138V154H142V153L145 152L146 155L151 154V157H152V155L156 156V158L154 157L155 160L153 161L152 159H154V158H153V157H152V158L149 157V156H150V155H149V156H148V159H149V158H151V159L148 160V161H150V162L148 163L147 160H145V159L147 158V156H146V158H145V157L143 156V154H142V157L145 158V159H144L145 161H144L143 158L140 157V155H137L138 157H140L139 160L141 161V159H142L141 162L144 163V164H143V163H140V167H139V168L143 169V168H142L143 165H144V168H145V167L147 168L148 165H147L146 163H148V164L151 163L152 165H150V166H159V165H157V164L159 163L158 161L160 160L159 157L163 158V156H162V155L159 156V154H158V155L155 154V153L157 152V150L154 149V151H156V152L154 153V152L150 151V149L152 148V146H151V148H149V149L145 146V148H146V149H144L145 151H144L143 149H142V150L140 149L139 152H135ZM137 146H138V147H137ZM143 146H142V147H143ZM175 146H176V145H175ZM9 147L11 148V146H9ZM60 147H62V149H63L62 153H61V151H60V149H61ZM70 147H71V148H70ZM142 147H141V148H142ZM171 147H172V146H171ZM198 147H197V148H198ZM209 147H210V146H209ZM13 148L10 149L11 153H9V154H10V155H19V156H20V153H21V152H18L19 154H17V153L14 154L15 151H13ZM19 148H20L21 150H20ZM39 148H40V149H39ZM46 148L44 149V152H46V151H45V150H47ZM59 148H60V149H59ZM88 148H89V149H88ZM103 148H104V147H103ZM172 148H175V147L173 146ZM178 148H181V146L178 147ZM187 148H188V147H187ZM193 148H192V149L189 148V149L191 150V152H192L193 150H195V149H193ZM51 149H52V148H51ZM51 149H49V151H50ZM113 149H115V150H113ZM122 149H121V150H122ZM183 149H184V147L181 148L180 151L178 150V152H181V150H183ZM189 149L187 150V149L185 148L184 151L189 152V153H190L189 156H190V158H191L192 156H194V155H193L194 153L191 154V152L189 151ZM204 149H203V151H204ZM38 150H40V151H38ZM123 150H124V149H123ZM123 150H122V151H123ZM128 150L123 151L124 154H122V155H121L122 152L120 153V151H119L118 153H116V154H118V155L120 154L119 157H117L116 159H119L120 157H124V158H125V156H126V158H127V162H128V159L136 160V159H137V156L135 155V156H136V158H135V156H134L133 154H131L130 151H129V154H128L129 156L126 154V153L128 152ZM146 150L149 151V153H147ZM151 150H152V149H151ZM175 150H176V148H175ZM175 150L172 149V152L175 153L176 156L180 155L178 152H177V153H178V155H177V153L175 152ZM12 151H13V152H12ZM49 151H48V152H49ZM58 151H56V149H55V151H53L52 154H51V151H50L49 153H50L51 155L49 154V155H46V156H47V157H48V156H52L53 154L57 155L56 153H58ZM142 151H144V152H142ZM208 151H207V152L205 151L204 153H208ZM54 152H56V153H54ZM104 152H103V153H104ZM108 152H109V151H107V153H108ZM125 152H126V153H125ZM140 152H141V153H140ZM168 152H169V151L164 152V153L162 152V153H163V155H164V154H166V153H168ZM187 152H184V156L180 155V156H178V157H181V156H182V157H184V158H182V159L185 160V155H186ZM193 152H194V151H193ZM0 153H1V151H0ZM12 153H13V154H12ZM153 153H154V154H153ZM157 153H158V152H157ZM160 153H161V152H160ZM182 153H183V152H182ZM27 154H29V157H27ZM42 154H43V153H42ZM42 154H41V152H40V156H42ZM76 154H78V155H76ZM89 154H90V156H89ZM114 154H115V153H114ZM130 154L133 155V157L130 156ZM169 154H170V153H169ZM169 154H166V155L164 156V157H165V160H166L165 162L172 161L173 158H175V157H174L175 155L171 157L172 153H171V155H169ZM0 155H1V154H0ZM3 155H4V154H3ZM43 155H45V153H44ZM62 155H61V157H62ZM80 155H81V154H80ZM85 155L89 156V158H88L87 156H85ZM107 155H108V154H107ZM123 155H125V156H123ZM144 155H145V154H144ZM168 155L170 156L169 158H172V159L169 160V158L166 157V156H168ZM187 155H188V153H187ZM191 155H192V156H191ZM4 156H5V155H4ZM34 156H33V158H34ZM38 156H39V154H38ZM40 156H39V158H40ZM53 156H54V155H53ZM66 156H65V154H64L63 159H64V157H65V159H67ZM76 156H77V158H76ZM112 156H113V157H112ZM127 156H128L129 158H128ZM1 157H2V155H1ZM5 157L8 159V158H9V155H8V156L6 155ZM11 157H12V156H11ZM13 157H14V159L16 158V156H13ZM21 157H19V160H20V159H21V160H25V159H22ZM69 157H70V158H69ZM91 157L93 158V160H90V161H91V163H90L88 160H89ZM100 157L102 158L101 161H100V159H101ZM110 157H111V158H110ZM131 157H132V158H131ZM194 157H195V156H194ZM194 157H192V158H194ZM87 158H88V159H87ZM94 158H95L97 161L99 160L100 162L98 161V163H97V161H94V160H95ZM133 158H134V159H133ZM157 158H158V159H157ZM166 158H167L169 161H167ZM188 158H189V157H186L187 160H188ZM0 159H1V158H0ZM2 159H4V158L2 157ZM7 159H6V160H7ZM12 159H13V158H12ZM12 159H11V161H12ZM31 159H32V158H31ZM63 159H62V158L60 159V163H61V164H62L61 161H63V164H62L63 166H62V165H61V166H62V167H65V166H66V169H67V171H68L69 166H67L66 164H68V165H70V164L67 163V162H65ZM74 159H75V160H74ZM111 159H112L113 161H112ZM156 159H157L158 161H156ZM9 160H10V158H9ZM137 160H138V159H137ZM137 160H136V161H137ZM151 160L154 162V165H153V162H151ZM161 160H162V159H161ZM187 160H185V161H187ZM189 160H190V159H189ZM189 160H188V161H189ZM191 160H192V159H191ZM11 161H9V162H11ZM17 161H18V160H17ZM93 161H94V162H93ZM129 161H130V160H129ZM136 161H135V162H136ZM155 161H156L157 164L155 163ZM192 161H193V160H192ZM12 162L14 163V162H16V161L13 160ZM42 162H46V161L44 160V161H42ZM79 162H80V161H79ZM79 162H78V163H79ZM95 162H96V163H95ZM105 162H106V161H105ZM105 162H104V163H105ZM37 163H38L37 161H36V163L34 162V165H35V164L38 165ZM65 163H66V164H65ZM76 163H77V162H76ZM78 163H77V165H79ZM80 163H81V162H80ZM84 163H85V164H84ZM102 163H103V162H102ZM108 163H107V165H108ZM136 163L139 164V161L136 162ZM136 163H134V162L131 163V166H133L134 168L132 167V169L130 170L131 172L129 171L130 173H132V172L134 171V173H132L133 176H131V177H133V178H132V181H131L132 183H131L130 186H129L130 188H129V187H128V188L126 187V186H128L127 184L130 182L129 179H131V177L128 178V176H127V175L130 176V173L126 172V171H127L126 168L128 167V169H129V167H130V166H128V165H127V167L124 166V167H126V168H125L126 170L123 169V168H124L123 166L120 167V165H119L118 167L116 166L117 168L120 167L119 169H117V168L115 169V166H114V165H116L117 163H115L114 165H111L112 168L114 167V169L117 170L116 172L119 173L118 175H122V172L120 171V169H123V170H125L126 173H128L125 177H126V179H127L129 182H128L126 179H123L124 181H126V186H125L126 188H125V187H124V185H125L124 183H123L124 185H121L122 182H124V181H122V177H124V175L118 177V178H121V179H119V180H118V178H117L118 181L121 180V183H119L116 179H113V180L108 179L107 176H105V174H103V173H100V174L97 173V172H96L97 170H96V171H95V170L93 171L92 168H91V169L88 171V169H86V168L83 167V169H86L87 173H89V174H88L89 176H90V172H91V170H92L93 173L96 172L95 174L99 175L98 178H97V177H94V176H93V177H94L96 180L99 179V180L102 181V182L100 181L101 184H98V183H96V182L90 183V180H92V176H91V179H89V177H87V174H86V176H85V175H84V174L86 173L85 170H84L83 172H80V174H78L79 171L82 170L81 167H79V169H81V170H78L77 165H76V167H77V169H76V167L73 168L74 165L72 164V167H71V168H72V172H73L72 175H74V176L71 175V171H70V172L68 171L69 173L66 171L67 174L64 173L65 175L62 174V175L64 176L65 179H66V178L68 179V178H69V175H70V178H71V176H72L73 178H71L72 180H70V181H71L70 184L68 183L69 181L66 182V180H64L65 182L62 181V182H63L62 184L60 183V185H62V186H64L65 184L70 185V186L68 187L69 189L66 188L68 185H67L66 187L64 186L65 188H62V187L58 184V185L60 186V187L58 186V187H59V190H60V188H62V190H60L61 193L56 189V188H58V187H57V184H55V180H56V182H57V181H59V180H63V179H64L63 176H62V177L59 176V178L61 177L62 179H59V178H58V175L60 174V173H59L60 170H58L59 172L57 171L59 174L56 175L58 180L55 179L56 176H55V178H54V177L52 178V180L55 179V180H54V184L52 183V180H48V176L43 175V173H42V178L45 176V179L43 178L44 180L47 179L48 181H51L50 184H49L48 181H47V183L51 186V191H49L50 189L47 188V190H46V187H45V185L48 187V184H45L46 182L43 183V184L40 182V181L43 182V179H42V178L39 179V177H40V175H41V174H40L41 172L37 170V171L39 172L40 175L37 173V171H35V175H34V173H33V172H34V171H33V170H34V167H33V169H31L32 167H31V166H28V165L26 166V163H25V166H24V167H25V171L27 170L26 168L30 167V170H29V168H28V170H27V171H28L27 174H29V171H32V173H33V175H34L35 177H38V176H39V177L37 178V180L39 179L38 182H39L40 184H42V185L45 184L44 186H42V187H45V189H43V188L41 187L43 190H42V191L40 190V191H41V192H44V190H45L46 193H45V192H44L45 194H44V193H41V194L39 193L38 189H40V188H39V187H40V184H39V186L36 185L37 180L35 181L36 178L32 176L31 172H30V175H29V176L32 177V179L35 178V179L33 180L34 182L30 179V180L32 181V184L35 183V184L32 185V188H33V186H35V185L37 186V187H36V188H37L36 191L39 193V195H41L40 197L38 196V194L36 193V191H35L36 194L33 193L34 191L32 190L31 187H29V188H31V190H29V188H27V187H28V183H27V185H26V186H27L26 188L29 190V192L26 193V195H25L26 197H25V196L23 197V196H22L23 193H21L20 196H22V197H18V198H15V199L12 197V198L14 199V201H12V203H11V200H12V199L9 201V200H7L6 198H4V201H3V199L1 198V197H3V194H1V192H0V195H2V196H0V198L2 199L3 203L7 200V201L10 202V205H11V206L13 205L12 208L10 207L11 210L13 211V213H11V210H10L9 208H8V210H10V211H8V213H5V212H7V209H6V206H5V208H4L3 206H4L5 204H8L7 201H6L7 203H5L4 205H2V207H3L6 211L4 212V209H3L2 211L0 210V216H1L2 214H3L4 216H5L6 214H8V216H5V217H3V219H0V232H1L0 235H2V237L0 236V237H1L0 242L2 243V241H4L3 243H5V244H6V242H7V245H6V246L8 247V249H7V248H4L5 244L2 243V244L4 245V246H3V245H1V243H0V247H2V250H1V248H0V252L3 251L4 255H5V254H10L11 252H13V250H14V251H15V250H18L17 247L20 249L19 245L21 246V248H22V246H23V248H25V250H24V249H22V250L26 251V250H27L28 248H30L31 246H32V247L35 246L34 244H39V243H37V241H38L39 239H37L38 237H36L38 234L35 236V235L32 234V233H33L35 230H39V228L42 227V224H44V223H46V222L42 223V221H39V219H41L42 216H41V217H38V218H39L38 221L42 223V224L40 223V226H39L38 221L35 220L36 218L34 219V216H36L37 214H34V215H33V212L36 210V206H35V205H36L38 202H40V203H39V205L37 204V206H39V208H41V209H42V207H40V204H41V203H42L43 206H45V205L47 206L48 203H50L48 207H46V206L43 207L44 209H45V208L48 209V208L50 207V205H52V204H53V205H54V204H58V205L61 207V210H59V211H60V212H63L64 214H63V213H60V215H62V216L59 217V219H58L59 222H58L57 220H55V219H52V218L48 219V220H51V219H52V221L55 220V221H57L59 224L61 223L60 221L63 219V215H65V217H64L65 219L68 218V220H70V221L73 220V218L75 219L74 214L77 215V213L75 212V211H77V210H75L76 208L74 209V205L77 204L76 207H79L78 204H79L80 202H83V204L85 203V205L87 204V202H89L88 205L90 206L91 203H94V202H95V201H94V200H95V199H94V196H92V194H94V193H95V194H96V193H99L100 191H102V194L99 193V194H96V195L94 194V195H95L96 198H98V196H101V195L105 194V195H104V198H100V197H99V198H100L99 200H100L101 202H103V201L106 199V200H105L106 203H104V202H105V201H104V202H103L104 204H100V203H99V205H97L98 202H99V200L97 199L98 202L96 201L97 203H95V205H97V206H99V207H96V208L100 209L101 207L103 208V206H107V205L109 206L111 203H113V204L115 203L114 205H116V206H115L116 209L119 210V211L117 212V210H116L115 208H113L114 211L116 210L115 212L118 214L117 217H114V218H115L114 220H113V216H114V214H116V213H112V212H114V211L109 212V214H110V213L112 214V216H111V217H112V220H111V221L114 222V223H112V225L110 224L111 227H112L115 223H116V225H117V220H119V217H118V216H119V215L121 214V212H122V211L120 212V209H122V208H123V209H125V208L127 209V208H128V210H129V209L131 210V212H129L130 210L128 211L129 213H131V214H128V215L130 216V217H129V216H128V217L131 219V218H132V217H131L132 213H133V214H136L135 216L138 217V214H139V213H138L137 211L139 210V208H142L141 206H142V205L145 206V204H146V205L148 204L147 206H149V205H150V204H149V201H150L151 205H150L149 208L151 209V212H149V215H150V214L153 215L154 212H152V208H151L153 202H151V200H150L149 198H151V199L154 198L155 201L158 202V200L160 201V197H159V196H156V198H159V199H156L155 196L153 197V196L151 195V192L149 191V193L146 192V194L148 193V194H147L148 197H149L150 195H151V197H149L148 200H147V199H145V198H147V197H145V198L142 197V196H147V195H141V193H142V194L145 193V192H143V189H142V192L139 194V192L141 191V188H143V185H141L142 187H140V189H139L138 187L140 186V185H139L140 182H141V181H144V182H142V183L145 184V182H147V184H149V185H148V189H149V186H151V184H150V182L148 183V181H151V180H152V179L150 178V177H152V175H151L150 173H148V171H151V173H152L153 169L156 170V171L154 172V174L156 173V174L154 175V176L156 177V176H157V171H158V173L160 174L161 169L159 168L160 170H158V168H156V167L153 168V169H152L151 167H149V170L147 171V173H145V172L140 171L138 168L135 169ZM64 164H65V166H64ZM89 164H90V166H89ZM91 164H92V165H91ZM95 164H96V166H93V165H95ZM97 164H99V166H97ZM132 164H133V165H132ZM142 164H143V165H142ZM32 165H33V164H32ZM80 165H79V166H80ZM107 165L105 166L106 168H104V170H105V169H109V170H107V171H109V172L106 173V174L108 175V174L112 171V168H111V166L108 168ZM129 165H130V163H129ZM134 165H135V166H134ZM141 165H142V167H141ZM145 165H147V166H145ZM187 165H188V169H189V166H190V165H193V164H192L191 161H190V165H189V162H188ZM187 165H186V166H187ZM21 166H22V165H21ZM138 166H139V165H138ZM24 167H22V168H24ZM36 167H37V168H35V169H38V166H36ZM22 168L20 167L21 171H22ZM71 168H69V170H70ZM190 168L192 169V166H190ZM193 168H194V167H193ZM188 169H186V172H187ZM77 170H78V171H77ZM118 170H119V172H118ZM123 170H122V171H123ZM136 170H139L140 172L145 173V174H148V175L150 174L151 176L149 175V176L147 177V175H146V176L144 175V177H146L147 180H146V178L141 179V178L143 177V174H140V173L138 172V175H136V173H137ZM195 170H196V169H194V171H195ZM18 171L20 172V170H18ZM27 171H26V172H27ZM107 171L105 170V172H107ZM184 171H185V169H184ZM184 171H182V172L185 173ZM192 171H193V170H192ZM194 171H193V173H195ZM19 172H16V173H18L19 175H21V174H20L21 172H20V173H19ZM102 172H104L103 169H102ZM105 172H104V173H105ZM189 172H190V173H186L185 180H186L187 178H189V177H187V176H191V177H192V174H193V173L191 172V170H189ZM23 173H24V171H22V174H23ZM81 173H83V174H81ZM117 173H116V175H117ZM120 173H121V174H120ZM162 173H163V171H162ZM180 173H181V172H180ZM191 173H192V174H191ZM36 174H37V176H36ZM44 174H45V173H44ZM56 174H57V173H56ZM68 174H69V175H68ZM124 174H125V173H124ZM132 174H131V175H132ZM134 174H135V176H137V177H139V178L134 177ZM152 174H153V173H152ZM159 174H158L157 178H155V180H158V181H159V179L163 178V179H161V180H163V182H165V183L162 182V184H166V183H169V182H170V180H169V182H168V179H166L167 181H164V178L166 177V176H164V174H163V175H162V174L159 175ZM167 174H168V173H167ZM187 174H190V175H187ZM196 174H198L197 170H196ZM196 174H195V177H198L199 174H198V176H196ZM16 175H17V174H16ZM60 175H61V174H60ZM66 175H68V176L66 177ZM118 175H117V176H118ZM140 175H142V176L140 177ZM161 175L164 176V177H162ZM181 175H182V174H180V176H181ZM193 175H194V174H193ZM21 176H22V175H21ZM25 176H27L26 173H24V176H22V178L25 177ZM29 176H28V177H29ZM95 176H96V175H95ZM100 176H102L101 178H103V176H104V179H105V177H106V178L109 180L108 183H109L110 181H112V183H111L112 185H111L110 183L108 184V183L105 181V180H107V179H105L104 181H103V179H100ZM117 176H115V177H117ZM154 176H153V177H154ZM183 176H184V174H183L181 177L184 178ZM30 177H29V178H30ZM46 177H47V178H46ZM125 177H124V178H125ZM160 177H161V178H160ZM169 177H170V175H169ZM171 177L175 178L174 176H171ZM181 177H180V180H182ZM186 177H187V178H186ZM195 177L193 176L192 178L194 179ZM199 177H200V176H199ZM19 178L21 179V177H19ZM70 178H69V179H70ZM136 178H137V179H136ZM149 178H150V180H148ZM158 178H159V179H158ZM178 178H179V176H177V178H175V182H176V179H178ZM12 179H13V178H12ZM17 179H18V177H16V179H15V177H14L13 182L17 181ZM20 179H18V181H19ZM26 179H28V178H26ZM26 179L23 178L21 181H22L23 183H26V181H27ZM144 179H145L146 181H145ZM196 179H197V178H196ZM196 179H195V180H196ZM198 179H199V178H198ZM14 180H15V181H14ZM23 180H24V181H23ZM25 180H26V181H25ZM30 180L28 179L29 182H30ZM93 180H94V179H93ZM99 180H98V181H99ZM114 180L116 181V185H117V186H118V184H120L119 186H122V187L126 190V191H124L123 188H122V192H126L127 194H129V193L131 192V193L133 194V196L131 195L132 199H131L129 196L127 197V196H126V193L122 194V193L120 192L121 188H120L119 186H118V189H120V190H118V189L116 188L117 186H116L115 183L113 182ZM137 180H139V181L141 180V181L139 182V181H137ZM153 180H154V179H153ZM155 180H154V181H155ZM161 180H160V182H161ZM171 180H172V178H171ZM173 180H174V179H173ZM173 180H172L171 183H170L172 187H173V184H176V183H177V182H176V183L173 182ZM185 180L183 179L182 181H179V180H177V181L182 182L181 184L183 185V182H184ZM187 180H188V179H187ZM28 181H27V182H28ZM94 181H95V180H94ZM158 181H155V182H158ZM190 181H191V180H189V182H190ZM193 181H194V180H193ZM196 181H197V180H196ZM60 182H61V181H60ZM127 182H128V183H127ZM137 182H138V185H139V186H137ZM151 182H152L153 187H155V186L157 187V185L155 184V182H154V184H153V181H151ZM30 183H31V182H30ZM30 183H29V184H30ZM57 183H58V182H57ZM72 183H73V184H72ZM192 183H193V182H192ZM196 183H197V182H196ZM51 184H52V185H51ZM71 184H72L73 186H72ZM113 184H114L116 187H115ZM147 184H146V185H147ZM162 184H161V185H162ZM184 184H186V182H184ZM30 185H31V184H30ZM54 185L56 186V187H55V190H53L54 187H53V189H52V186H54ZM146 185H145L144 189H147ZM154 185H155V186H154ZM167 185H169V184H166V186H167ZM177 185H178L177 187H179L180 184H177ZM187 185H189V183H187ZM187 185H183V186H186V188H187V187L189 188L190 186H187ZM10 186H12V184H9V187H10ZM71 186H72L73 188H72ZM78 186H79V187H78ZM82 186H83V189L85 190V194H86V195L88 194L87 197H84L83 199L80 198V196H81L80 194H81V192L83 191V190L81 189ZM113 186H114V187H113ZM136 186H137V187H136ZM158 186H160L159 183H158ZM166 186H165V185H162V187L167 188L168 186H167V187H166ZM169 186H170V185H169ZM183 186H182V187H183ZM191 186H192V185H191ZM23 187L25 188V186H23ZM23 187H22V188H23ZM74 187H76V188H74ZM153 187L150 188L151 191H152V189H153V190H156V189H155L156 187H155V188H153ZM162 187H158V188H161V189H160V191L162 190L161 193L163 192V189H164V188L162 189ZM174 187H176V185H174ZM70 188H71V189H70ZM78 188L81 189V191L78 190ZM135 188H136V189H135ZM168 188H169V187H168ZM170 188H171V187H170ZM190 188H192V187H190ZM48 189H49V190H48ZM65 189H66V190H65ZM73 189H74L75 192L78 191V193H77L78 195L75 194V195L77 196V199L74 198L75 196H73V195H74V194L72 193ZM76 189H77V190H76ZM127 189H128V190H127ZM130 189H132V191H134V193H135L138 189L140 190V191H137L138 195H137V193H135V194L138 196V198H137L136 195H135V198H136L137 200H139V202H141V203L138 204L139 206L141 205L139 208H138V205H137V207H136V205H135V204L138 203V202H137V200H135V198H134V193H133ZM133 189H135V190H133ZM171 189H172V188H171ZM174 189L177 190V188H174ZM183 189H184V190H182V191H184V193H183L182 195H184V194H185V195H188L190 192H191V194H193L192 191L195 190V189H192V190H191V189H187L189 192L186 191V192H188V194H186V192H185V190H186L185 187H184ZM34 190H35V187H34ZM67 190H68V191H67ZM129 190H130V191H129ZM157 190H158V189H157ZM166 190H167V189H166ZM26 191H27V190H26ZM30 191H32V192L30 193ZM48 191H49L50 193H49ZM52 191H58L62 196L58 195L59 198H56V196H57V195H56L57 192H56V193L54 192V194L52 193V194H53V195H52V194H51ZM64 191H65V193H66V191H67V193H66V194L63 193ZM127 191H129V193H128ZM145 191H147V190H145ZM164 191H165V190H164ZM75 192H74V193H75ZM79 192H80V193H79ZM155 192H158V191H155ZM155 192H154V193H155ZM169 192L171 193L170 189H169ZM48 193L50 194V196H51V195L53 196V197L51 196L52 198H49L50 196H49V197L46 196V199L49 198V201H50V202H48V200H47V202H48V203H47V202L45 201V199H44L45 203H44L43 201H42V202H41V201H38L39 198H40L41 200H43L42 198L45 197L44 195H47ZM152 193H153V192H152ZM154 193H153V195H155ZM158 193H159V192H158ZM166 193H167V192H166ZM42 194H44V195H42ZM49 194H48V195H49ZM63 194H64V195H63ZM82 194H83V193H82ZM149 194H150V195H149ZM159 194H160V193H159ZM159 194H156V195H159ZM164 194H165V193H164ZM164 194H161V195H162V196H166V197H165L166 199H169V197H170V198H173V196L171 197V195H169V197H168V196H167L168 193H167L166 195H164ZM54 195H55V196H54ZM161 195H160V196H161ZM185 195H184V196H185ZM189 195H190V194H189ZM42 196H43V197H42ZM58 196H57V197H58ZM78 196H79V197H78ZM83 196H84V195H83ZM91 196H92V197H91ZM105 196H107L108 200L111 201L110 204L108 203L109 201L107 202V198H105ZM184 196H183V200L186 201L187 198H185ZM16 197H17V196H16ZM41 197H42V198H41ZM101 197H102V196H101ZM126 197H127L129 200H128ZM139 197H141L142 200H143V198H144V200L141 201V198H139ZM167 197H168V198H167ZM174 197H175V196H174ZM178 197H181V199H182V196L179 195ZM187 197H189V196H187ZM205 197H206V196H205ZM205 197H204V198H205ZM7 198L10 199L9 197H7ZM78 198H80V200H79ZM90 198H91V199H90ZM92 198H93V200H92ZM133 198H134V201H133ZM204 198H203V199H204ZM5 199H6V200H5ZM75 199H76V201L79 200V202H76V203H75ZM89 199H90V200H89ZM101 199H102V200L104 199V200L102 201ZM154 199H152V201H154ZM163 199H164V198H162V200H163ZM166 199H164L163 201H165ZM179 199H180V198H179ZM181 199H180V200H181ZM185 199H186V200H185ZM198 199H199V198H198ZM91 200L94 201V202H92ZM131 200H132L133 202H135V203H133ZM145 200H147V203L142 204V203L145 202ZM170 200H171V199H170ZM174 200H176V199L173 198V201H174ZM183 200H181V201L183 202V203H181V204H179L180 202L177 200V204H176V206H177V205H178V207H179L180 205H184V206H185V204H184L185 202H184ZM192 200H193V198H192ZM199 200H200V199H199ZM199 200H197L198 203H199L198 208H199V206H200L201 203H202V204L204 203L203 201H205L206 198H205V200H203V201H199ZM210 200H211V199H209V201L206 200V201L208 202L207 204L210 203ZM2 201H1V202H2ZM35 201H36L37 203H36ZM90 201H91V203H90ZM130 201H131V202H130ZM155 201H154V203H155ZM173 201H171V202H173ZM187 201H188V200H187ZM189 201H190V200H189ZM193 201H194V200H193ZM197 201H196V202H197ZM206 201H205V202H206ZM1 202H0V203H1ZM34 202H35L36 204H35ZM165 202H166V201H165ZM168 202H169V201H168ZM168 202H166V203H168ZM190 202H191V201H190ZM200 202H201V203H200ZM32 203L35 204V205H34L35 207L33 206V207L35 208L34 210H33V208H32ZM43 203H44L45 205H44ZM46 203H47V204H46ZM107 203H108V204H107ZM131 203L134 204V206L131 205ZM174 203H176V202L171 203V205H172V204L175 205ZM1 204H2V203H1ZM80 204H82V203H80ZM83 204H82V206L84 207ZM106 204H107V205H106ZM113 204H112V205H113ZM156 204H158V203H156ZM156 204H153V206L155 207ZM168 204H169V206H170V203H168ZM202 204H201V205H202ZM207 204H204V207H203V206H202V207L200 206L201 209H203L202 212H203L204 210H205V212H206V210L210 208V207H208V208L205 207ZM10 205H8V207H9ZM53 205H52V207H53ZM58 205H55L54 209H55L56 207L58 208ZM88 205H87L86 208L89 207ZM100 205H101V206H100ZM158 205H159V204H158ZM173 205H172V206H173ZM80 206H81V205H80ZM82 206H81V207H82ZM147 206H146V208H147ZM153 206H152V207H153ZM176 206H175V208H177ZM184 206H183V207H184ZM207 206H208V205H207ZM109 207H110V209L112 208L111 206H109ZM121 207H122V208H121ZM154 207H153V208H154ZM183 207L180 206L179 208H183ZM0 208H1V207H0ZM39 208L37 207V209H39ZM79 208H80V207H79ZM102 208H101L100 211H102ZM118 208H120V209H118ZM146 208H145V209H146ZM149 208H147V209H149ZM155 208H156V207H155ZM186 208H187V205H186ZM206 208H207V209H206ZM1 209H2V208H1ZM50 209L53 210V208H51V207H50ZM58 209H59V208H58ZM62 209H63V210H62ZM84 209H85V207H84ZM98 209H97V210H98ZM103 209H104V210H103L102 212L106 211V209L108 210L109 208H108V207H106V208L104 207ZM110 209H109V210H110ZM143 209H144V207H143ZM143 209H142L143 212L147 210V209H146V210H143ZM150 209H149V210H150ZM157 209H158V208H157ZM157 209H153V211H155V210L157 211ZM177 209H178V208H177ZM183 209H184V208H183ZM183 209H182V211H185V209H184V210H183ZM201 209H200V210H201ZM39 210H40V209H39ZM92 210H94V209H92ZM95 210H96V209H95ZM95 210H94V211H95ZM97 210H96V212H95V215H97V214L99 215V213L97 212ZM109 210H108V211H109ZM132 210H133L134 212H133ZM180 210H181V209H180ZM89 211H90V209H88V212H89ZM98 211H99V210H98ZM100 211H99V212H100ZM108 211H106L107 214H106V212H104V213L106 214V216L109 215V214H108ZM139 211L141 212V209H140ZM209 211H210V210H208V213H209ZM2 212H4V213H2ZM9 212H10V214H12V216L14 215L13 218L11 217V215L9 214ZM88 212H87V214H88ZM90 212H91V211H90ZM102 212H100V213H102ZM123 212H124V211H123ZM125 212H127V211L125 210ZM202 212H201V214H202ZM205 212H204V213H205ZM91 213H92V212H91ZM104 213H103V214H104ZM119 213H120V214H119ZM141 213H142V212H141ZM146 213H148V211H147ZM204 213H203V214H204ZM206 213H207V212H206ZM89 214H90V213H89ZM89 214H88V215H89ZM3 215H2V216H3ZM92 215H93V216H92L91 218H90V217H89V218H90V219H93V221H92V220H90V221H91L92 223H94V222H95L94 220H96V218L94 219V217H95V216H94V213H92ZM149 215H147V216H149ZM205 215H206V214H205ZM2 216H1V217H2ZM77 216H78V215H77ZM109 216H110V215H109ZM109 216H108L107 219H106V218H105V215H102L101 217H102V218L104 217V219L102 220V222L105 220L106 223L103 222V223H101V224L106 225L107 222H108V224H109V221H110ZM201 216H202V215H201ZM206 216H207V215H206ZM206 216H205V217H206ZM1 217H0V218H1ZM6 217H9L10 220H9V219H6ZM47 217H48V216H45V217L43 218V220L46 219V221H48V220H47ZM80 217H81V216H79V217L76 218V219H77L76 222L79 221V220L82 218V217H81V218H80ZM99 217H100V216H97V218H99ZM133 217H134V215H133ZM202 217L204 218V216H202ZM202 217H201V218H202ZM207 217H208V216H207ZM207 217H206V218H207ZM209 217H211V215H209ZM60 218H61V220H60ZM78 218H80V219H78ZM89 218H88V219H89ZM102 218H100L99 221H100ZM116 218H117V219H116ZM140 218H141V216H140ZM150 218H152V217H150ZM187 218H189V217L187 216ZM203 218H202V219H203ZM108 219H109V220H108ZM137 219H139V217L136 218V219H135V217H134V220L132 219V221H136ZM142 219H143V218H142ZM144 219L146 220V218H144ZM147 219H149V217H147ZM202 219H200V220H202ZM212 219H213L212 217H211V219L209 218V220H208V218H207V221H208V222L210 221L209 224L213 222ZM68 220H66V222H67ZM106 220H108V221H106ZM115 220H116V221H115ZM186 220H187V219L185 218V221H186ZM190 220L193 221L192 218H191ZM204 220L206 221V219H204ZM34 221H36V222L38 223V225H36V226H39L38 229H36V228H37L36 226L34 227L35 229H33L32 226H34V224H36V222L34 223ZM55 221L53 222V224H57ZM63 221H64V219L62 220V222H63ZM70 221H68L67 224H65V222H63V223H64L65 225H67L68 227H72V224H74V223H76V222L73 221V223L71 224V226H69V224H70L69 222H70ZM80 221H81V220H80ZM82 221H83V220H82ZM82 221H81V222H82ZM90 221H85V219H84V222H83L84 225H83V226H85V228H83V230L86 229V228H88V222H89V224H91ZM96 221H97V220H96ZM141 221H142V220H141ZM141 221L139 220L138 223H140ZM153 221H154V220H151V219H150L149 221H146V222H147L148 224H149V222H150V225L153 224V226H155L154 223H153ZM205 221H204V227H201V224L199 223V220L197 221V222L200 224V226H198V228H199V227H200V228L196 230L197 232H198V230H200L201 228H203V229L205 228V223L207 222V221H206V222H205ZM211 221H212V222H211ZM49 222H50V221H49ZM49 222H48V223H49ZM71 222H72V221H71ZM81 222H79V223L77 224V225L80 224V225H79L80 228H81V225H82ZM85 222H86V223H85ZM127 222H129V221H127ZM127 222H126V223H127ZM136 222H137V221H136ZM146 222H145V223H146ZM193 222H196V221H193ZM193 222L190 221V223H192V224H190V223L188 222L187 225L189 224V225H188L189 227L191 226V227L195 228V227H196V224H194L195 227L192 226V225H193ZM201 222H202V221H201ZM63 223H62V226H64ZM110 223H111V222H110ZM118 223H119V222H118ZM120 223H121V221H120ZM138 223H137V224H138ZM147 223H146V224H147ZM202 223H203V222H202ZM94 224H95V223H94ZM94 224H93V225H94ZM99 224H100V223H98V225H99ZM127 224H129V223H127ZM135 224H136V223H135ZM184 224H185V226H186V222H185ZM199 224H198V225H199ZM206 224H207V223H206ZM47 225H48V227L51 226V225H52V222H51V225H49V224H47ZM57 225H58V224H57ZM75 225H76V224H75ZM75 225H74V226H75ZM91 225H92V224H91ZM95 225H97V224H95ZM98 225L96 226V228L99 227ZM104 225H102V226H101L102 228L100 227L99 229L93 228V227H91L90 225H89V227H90V228H93V230L95 229L96 232H98L97 230H100V229H101L100 232H105V231H107V233H109L110 236L113 235L112 238H114V236H115L116 238H118V237L116 236V235H117L116 233H117V232H120V231L123 230V226H125V223L122 222V225H123V226H122V230H119L120 228L117 229L118 226H119L120 224L117 225V228H116L117 230H116V232L114 231V234H111V232L113 233V230H114L115 228H113L111 232H110V231L108 232V228H109V229H111V228H110L109 226H105L104 228H107V230H105V229L103 228ZM58 226H60V225H58ZM74 226H73V228L76 230L77 228H75ZM114 226H115V225H114ZM120 226H121V225H120ZM127 226H128V225H127ZM127 226H125V231H128V233H126V236L129 234V230H128L129 228L127 229ZM133 226H135V225H133ZM136 226H137V225H136ZM138 226H141V225H138ZM144 226H145V225H144ZM188 226L184 227V225H183V227L185 228V230H187V233H190L191 230H192L193 228L191 229V227L189 228ZM202 226H203V225H202ZM207 226H208V225H206V227H207ZM209 226H210V225H209ZM209 226H208V227H209ZM31 227H32V229H33L34 231L31 229ZM43 227H46V229L48 228L46 225L43 226ZM43 227H42V229H44ZM64 227H65V226H64ZM68 227H65V229L68 228ZM79 227H78V228H79ZM94 227H95V226H94ZM141 227L144 228L143 226H141ZM187 227L189 228V230L191 229L190 232L188 231ZM61 228H63V227L60 226V229H61ZM73 228H70V229H73ZM80 228H79L78 230H80ZM145 228H146V226H145ZM145 228H144V229H145ZM155 228H156V227H155ZM155 228L152 227L153 230H154ZM196 228H197V227H196ZM1 229H2L3 231H1ZM26 229H30V230H32V233H31V231H29V232L31 233V235H34V236H35V237L32 238V237H30L31 235H29V237H28L29 239H31V238H32V239H35V238H36V239H35L36 242H35L33 245H32L33 240H32V242H31V244H29V243H30V242H29L30 240H29L28 238L24 237L25 235H23V234L25 233V231H24V233H23V231H21V232H17V231H19V230H26ZM42 229H41V230H42ZM46 229H45V230H46ZM49 229H50V228H49ZM60 229H58V230H59L60 232L62 231V233H63L64 230H63V229L60 230ZM68 229H69V228H68ZM68 229H66V231H67ZM70 229H69V230H70ZM74 229L71 230V231L73 232ZM102 229H103L104 231H103ZM69 230H68V231H69ZM83 230H82V231H81V230H80V231H77V233H78V232L81 233V232H83ZM86 230H87V229H86ZM90 230H91V229H89V231H90ZM93 230H92V231H93ZM118 230H119V231H118ZM134 230H135V227H134ZM146 230H148V229H145V231H146ZM194 230H195V229H193L192 233L194 232ZM46 231H48V230H46ZM66 231H64V233H63L64 235H67V236H65L66 238L64 237L65 239H64V238H62V239H60V240H59V239H55L56 237H57V238H58V237H59V238H60V237H63V234H62V233H59L60 236H56L57 233H55L56 235H55V234H54V235H55L56 237H55L54 235H51V234H50L52 239H49V236H50V235H48V240H50L51 243H52V242L54 241V239H55L56 241H54V243H52V245L54 244V246H55V244L57 245V244H59V243H63V241H64V243H65V244L63 243V246L65 245L64 248L67 247L66 245H68V247H70V245H71V247H72V245L75 246L74 243H75L76 241H75L74 243L71 242L72 244H70V241H71V240H70L69 242L66 241L67 238L70 239V237H71L70 235L72 234V233L70 232L71 234L68 235L69 232L65 233ZM89 231H88V232H89ZM123 231H124V230H123ZM145 231H144V232L142 231L141 234L147 233V232H145ZM196 231H195V233L197 234ZM201 231H202V229H201ZM36 232L38 233V231H36ZM39 232H40V230H39ZM75 232H76V231H74L73 234H75ZM86 232H87V231H86ZM90 232H91V231H90ZM100 232H98L99 235L95 233L97 236L94 235V236H92V237H93V238H94V237H95V238L97 237V239H99V242L102 241L104 244H103L102 242H101V244H100V243L94 238V239L96 240V242L93 240V242H91V245H94L93 243H95V244L97 245V242H98L100 245H104V246H106L108 252H110V251L112 250L110 246H111L112 244L114 245L115 243H112V242H111V241H112V238H111V237L106 238V236H104L106 239L103 237V238H101V240H100V238H98V236L100 237V235H101ZM152 232H154V231H152ZM183 232H184V229H183ZM183 232H182V233H183ZM185 232H186V231H185ZM185 232H184V235H185ZM2 233H3V234H2ZM17 233L19 234L20 238H25V239H26V243L28 242V244H29L28 247H26V246H27L26 243L23 242L24 239H22V241H20L21 239H20V240H16V238L18 237V236H16ZM21 233H22V236H23V237L20 235ZM30 233H27V234H30ZM120 233H121V232H120ZM120 233H119V234H120ZM124 233H125V232H123V234H124ZM148 233L151 234V229H150V232H149V230H148ZM198 233H199V232H198ZM35 234H36V233H35ZM89 234H90V233H89ZM92 234H93V233H92ZM92 234H91V235H92ZM109 234H108V235H109ZM123 234H120V237H121V235H122V237H123V236H124ZM106 235H107V234H106ZM145 235H148V234H145ZM145 235H143V236H145ZM182 235H183V234H182ZM182 235H181L180 237L183 238ZM186 235H187V237H188V234H186ZM199 235H200V233H199ZM199 235H197L196 237H199ZM27 236H28V235H27ZM53 236H54V237H53ZM68 236H70V237H68ZM89 237H90V236H89ZM92 237H91V238H92ZM101 237H102V236H101ZM107 237H108V236H107ZM177 237H179V235L176 236V237L174 236V238H173L174 240H172V239H171V240L175 242V241H176L175 238H177ZM4 238H5V240H4ZM53 238H54V239H53ZM91 238H88V240L91 241V240H92ZM116 238L113 239V240H116ZM182 238H180V240H181ZM185 238H186V236L184 237V239H185ZM12 239L16 240V242L12 241V242H13V243H12V242H11ZM18 239H19V237H18ZM110 239H111V241H108V240H110ZM121 239H122V238H121ZM123 239H124V240L122 241V243L126 242L125 237H124ZM178 239H179V238H178ZM184 239H183V241L181 240L183 243H184ZM186 239H187V238H186ZM186 239H185V241L188 240V239H187V240H186ZM1 240H2V241H1ZM28 240H29V241H28ZM62 240H63V241H62ZM105 240L108 241L109 247H108L107 243L105 244V242H104ZM117 240H120V239H117ZM5 241H6V242H5ZM9 241H10L11 243H10ZM57 241H59V243H56ZM61 241H62V242H61ZM65 241L68 242L69 244H66ZM38 242H39V241H38ZM48 242H49V241H48ZM48 242H47V243H48ZM85 242H86V241H85ZM109 242L112 243V244H110ZM174 242H172V243H174ZM176 242H177V241H176ZM176 242L174 243V245H172V248H174L173 246H176V245H175V244H177ZM182 242H181L180 244H177V245H178V246L180 245V247H181L182 244H183ZM187 242H188V241H187ZM8 243H9V245H8ZM22 243H24V244L22 245ZM44 243H45V242H43V244H42L43 247L40 246L41 242H40L39 246H40L41 248H44ZM47 243H46V245H47ZM82 243H84V242H82ZM122 243H121V245H123V246L125 245L126 247L128 246V245H126L127 242H126L125 244H122ZM170 243H171V242H170ZM170 243H169V244H170ZM172 243H171V244H172ZM178 243H179V241H178ZM10 244H13V246H16V248L13 247V249H12V246L9 247ZM48 244H49V243H48ZM84 244H85V243H84ZM84 244L81 245V243H79V244H78L79 246L76 244L77 246H76L75 248H78V250L73 251V250H71V249L69 248V249H70L69 252H70V253H71L72 251H73L74 253L76 252L75 255H79L78 260L81 259L82 257H84V258H82V259H83V260L86 259V261H85V260L83 261V260L81 259V262L83 261L82 263H86V262H87V263L89 264L90 261H92V262H94V264H95V257H96V258L100 257V258H99V259H100L99 261H100L101 264H103V263H105V261H107V259H108V254L110 255V253H108L107 251H104V250H106V249H105L103 246H102L103 250L101 249L102 251H101V253H100L99 250H100L101 247H98V246H91V245H90L92 248H94V249L92 250V252L95 250V247H97V249L99 248V249L97 250V251H99V252H97V251L95 250V252H93V253H95V255H96V252H97L98 255H97V256H94V257L92 256L94 259L92 258V259L88 262L87 260L90 259L91 255H92L93 253L91 254L90 250L88 249L89 247L84 246ZM116 244H118V243H116ZM171 244H170V245H171ZM24 245H26V246H24ZM59 245H61V244H59ZM100 245H99V246H100ZM131 245H132V244H131ZM183 245H184V244H183ZM185 245H186V242H185ZM194 245H195V244H194ZM6 246H5V247H6ZM49 246H50V248H51V247H52V248L54 247V246H51V245H49ZM63 246H61V247H62V250L64 249ZM80 246H81V248H80ZM129 246H130V245H129ZM129 246H128V247H129ZM178 246H176V247H178ZM35 247H36V248H34V247L31 248L32 251H33L34 249H35V250L37 249V246H35ZM58 247H60V246H56V248H58ZM61 247H60V248H61ZM68 247H67V248H68ZM82 247H83V248L85 247L86 249L84 248L85 250H83ZM112 247H113V246H112ZM115 247H117V246L114 245L113 249H114ZM180 247H178V248H180ZM3 248H4V249H3ZM10 248H11L12 250H11ZM26 248H27V249H26ZM41 248H39V250H41ZM48 248H49V247H48ZM48 248L46 247V248H44V249H48ZM50 248H49V249H50ZM52 248H51V250H52ZM56 248L54 247V248H53V251H51V250H49V251L47 250V251H46V250H45V254L51 252L52 255H53V254L55 253L54 251L56 250ZM67 248H66V250H68ZM75 248H74V250H75ZM79 248H80V249H79ZM181 248H182V247H181ZM181 248H180V249H181ZM237 248H238V247H237ZM31 249H29V250H31ZM54 249H55V250H54ZM72 249H73V248H72ZM87 249L89 250V252H88ZM109 249H110V250H109ZM182 249H183V248H182ZM234 249L237 250L236 247H234ZM238 249H239V248H238ZM7 250H11V252H10V251H7ZM29 250H28V252H29ZM35 250H34V251H35ZM37 250H38V249H37ZM42 250H43V249H42ZM66 250H65V251H66ZM81 250L84 251V252H81L82 255L80 254V251H81ZM86 250H87V252H86ZM132 250H133V249H132ZM132 250L130 249V251H132ZM167 250H168V249H167ZM235 250H234V252H235ZM4 251H7V253L4 252ZM18 251H19V250H18ZM18 251H16V253H17ZM34 251H33V252H34ZM56 251H57V250H56ZM60 251H61V249H60L59 251H57L56 253L61 254ZM65 251H63V252H64V253H67V251H66V252H65ZM114 251H115V250H114ZM30 252H31V251H30ZM38 252H39V251H38ZM38 252H36V253H38ZM42 252H43V251L40 252L42 255H41L40 253H38V254H39L40 256H43V253H42ZM46 252H47V253H46ZM73 252H72L71 254H74ZM77 252H78L79 254H77ZM104 252H105V253L107 252V255H104ZM165 252L167 253V251H165ZM234 252H233V249H232V253H231V255H233ZM1 253H2V252H1ZM1 253H0V258H1V257H4V256H2L3 253H2V255H1ZM13 253H14V252H13ZM13 253H11V255H8V257H7V255H5V256H6L8 259H9V258L11 259L10 256L14 257L15 255L18 254V253H17V254H14V256H13ZM19 253L21 254L22 257H26V256H27L26 258H28V259H24V260L21 261L18 257H14V258H12V259H14V260H16V259L18 258V259L16 260V262H18V261L20 260L18 263L14 262L15 264H20L21 262H23V263H25V264H26V262H27L28 264H30L32 261H33V262H32L33 264H35V262H36V264H40V261H41L42 263H45V264H46V262H47V264H58L57 262H58L59 260L61 261V262L59 261V263H62V262H64V260L67 259V258H66V259H63L65 256H66V257H67V256H68V257L70 256V255H69L70 253H69L68 255L63 253V254L65 255L64 257H63V255H62V257H61V255H60V256L58 255V258L55 257L56 260L58 259V261H54V259L51 260L50 258H45V260L43 259L45 256L49 257V255H45V254H44L45 256H44V257H41L42 259L40 258L39 255H37L38 258H37L36 260H39V261H38L39 263H38L37 261H35V258H34L33 260H31V259H32L31 257H32V255L34 256V253H35V252H34V253L31 252L32 254H31V253L28 254L27 252H23V251H21V249H20ZM25 253H27V254H25ZM85 253H88V254H85ZM89 253H90V254H89ZM197 253H198V251H197ZM236 253H237V252H236ZM236 253H234V255H238V254H236ZM20 254H19V257L21 258ZM23 254H24L25 256H24ZM30 254H31V256H30ZM99 254H102V255H103V258H104V260H105L104 262H103L102 259H101L102 255L99 256ZM111 254H112V253H111ZM116 254L118 255V253H114V255L112 254V256L115 257ZM54 255L56 256V254H54ZM54 255H53V256H54ZM75 255H74V256H75ZM84 255H87L89 259H87V257L84 256ZM89 255H90V256H89ZM93 255H94V254H93ZM120 255H122V254H120ZM126 255H127V254H126ZM168 255H169V253H168ZM231 255L229 254L227 257H230ZM234 255H233V257H234ZM53 256H50V257H53ZM74 256L71 255L70 257L72 258V257H74ZM80 256H81V258H80ZM104 256H106V259H105ZM110 256H111V255H110ZM110 256H109V257H110ZM112 256H111V257H112ZM162 256H164V254H162ZM162 256H161V257H162ZM198 256H199V255H198ZM6 257H4V260H5ZM34 257H35V256H34ZM59 257L62 258V259H59ZM165 257H166V256H165ZM167 257H169V256H167ZM171 257H172V256H170V258H171ZM199 257H200V256H199ZM7 258H6V259H7ZM30 258H31V259H30ZM71 258L68 259V260H70V262L68 261L67 264H69V263L74 264L73 262L77 261V259H76L77 256H76V258L74 257L75 259L72 258L73 260H72ZM118 258H119V256L117 257V259H118ZM121 258H122V256H121ZM121 258H119V259H120V260H123V259H121ZM125 258H126V256H125ZM172 258H173V257H172ZM1 259H2V258H1ZM40 259H41V260H40ZM47 259H48V260H47ZM229 259H232V257H230ZM4 260H3V261H4ZM14 260H12V261H14ZM26 260H27V261H26ZM46 260H47V261H46ZM112 260H113V259H111V261H112ZM120 260H118L117 263H119ZM162 260L164 261L163 258H162ZM166 260H167V259H166ZM6 261H8V260H5L4 262H6ZM12 261H11V262H12ZM24 261H25V262H24ZM30 261H31V262H30ZM34 261H35V262H34ZM44 261H46V262H44ZM96 261L99 262L97 259H96ZM101 261H102V262H101ZM116 261H117V260H116ZM123 261H124V260H123ZM123 261H122V262H123ZM229 261H230V260H229ZM1 262H2V261H1ZM1 262H0V263H1ZM4 262H2V264H5ZM8 262H10V261H8ZM11 262H10V263H11ZM65 262H67V260H66ZM81 262H80V260H79V261L77 262V264H80ZM122 262H121V263H122ZM166 262H167V261H166ZM166 262H162V264H164V263H166ZM10 263H9V264H10ZM14 263H12V264H14ZM32 263H31V264H32ZM82 263H81V264H82ZM87 263H86V264H87ZM108 263L110 264V262H108ZM115 263H116V262H115V260H114V264H115ZM6 264H8V263L6 262ZM21 264H22V263H21ZM65 264H66V263H65ZM75 264H76V262H75ZM91 264H93V263H91ZM96 264H97V263H96ZM98 264H99V263H98ZM111 264H112V262H111ZM122 264H123V263H122ZM124 264H125V262H124ZM168 264H169V263H168Z\"/></svg>",
  "mask_w": 264,
  "mask_h": 264
}]
</instances>
